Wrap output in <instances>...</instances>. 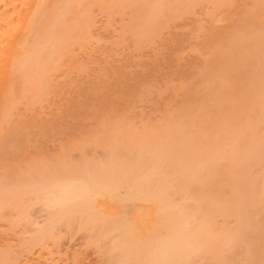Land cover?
I'll use <instances>...</instances> for the list:
<instances>
[{
  "label": "rangeland",
  "instance_id": "obj_1",
  "mask_svg": "<svg viewBox=\"0 0 264 264\" xmlns=\"http://www.w3.org/2000/svg\"><path fill=\"white\" fill-rule=\"evenodd\" d=\"M140 1V2H139ZM192 0H190V1H188V3L189 2H191ZM194 1V0H193ZM208 1H209V3H208ZM220 2H219V4H217L218 6H220V4H222L221 6L222 7H218L217 5L215 6H213V3H214V1L212 0H199V2H198V0L197 1H194V2H192V3H189L187 6L189 7H187L186 9H185V7H186V5H184L183 7H182V5L181 4H179L180 5V8L182 9V8H184L185 10H181V9H179V7H178V5H177V8L178 9H176L175 8V6H173V5H176V4H172L171 6H170V10H165L167 13H169V14H166L167 16L168 15H170V13H172V15H174V17L171 15V17L170 16H168V18L165 16V18L166 19H168L167 21H169V22H167V24H162L161 25V23H162V21H165L166 19H164V15L165 14H161V18H162V21L160 22L159 21V26H160V29H161V27H162V31L160 30V29H158V32H156V33H159V35L157 34H155V36L154 35H152L153 37H150V35L149 36H147V34H149V32H150V30L153 28L154 29V27H156L157 26V24H156V26H154V27H152V28H150V25H148V24H146L147 23V21H145V18L144 17H142V18H144V20H139V18H141V16H140V14H142L143 16H144V14L146 13V11H144V9H143V7H138V5L136 6L135 4H141V0H137V2L135 1V0H126V4H125V7H123L125 10H124V12H123V10H117L116 12H114V10L112 9V12H111V9L109 10L108 9V11H110V12H108L107 13V11L104 13V12H102V9H100V8H98L97 6H91L90 8H91V10H90V8H88V11H87V13H89V15H88V17H89V20H91V21H89L88 23L90 24V25H87L86 24V22H84L83 21V23H82V25L83 26H90V27H84V29H86L85 31H86V33L88 34V35H90V36H88V35H84V37H81V35H82V33H85L84 32V30H80L81 32H79V30L77 29L78 27H76V24H75V29H77V31L81 34H79V33H77L76 31V33H77V35L79 34L80 35V37H78L76 34H72V35H75V39L73 38V36L71 35H64L65 37L63 38L64 39V42L66 41L67 43H68V41H70V40H72V38H73V40H77L78 38H80V43L82 44L83 43V45H76V42H74L73 40H72V42H70L69 44H67V45H72V44H75V45H72V47H69V48H67V50L65 51V49H66V47H67V45L64 43V45L66 46H64L65 47V49L63 48V50H64V52H65V55H66V53H68L67 51H69L68 49H71V51H69V53L71 52V56L73 57V58H71V60H77V61H79L78 63H79V65L81 66V64H82V66L81 67H83V65H84V67L85 68H87L88 69V72H86V75L88 76H86V75H83L84 73H80V71H79V73H80V75H82V76H78V74L76 75V73H78V72H74L71 76H73L72 78H70V79H74V75L75 76H77V77H79L78 79V81L76 80V81H74V82H79V84L77 85L78 87H79V85L81 84V86L83 85L84 87L86 86V87H88L87 89H89V91H87L89 94L91 93V94H93V95H89L90 97H86V99L85 98H83L84 96H81V97H74V93L70 96L68 93V95L70 96V97H66V94H65V97L63 98V97H59V94H61L62 95V93L65 91V93L67 92L65 89H67V88H65V87H67V86H69L70 84H71V82H69V83H67V86H65L66 84H63V87L64 88H62V90H63V92H62V90H61V92L59 93V92H56V94L58 95V97L56 96H53L52 97V95H48V93H53V92H55L56 90V88L55 89H53V88H50V89H48L47 91H50V92H47L46 94L47 95H45V96H47V97H44L43 99V101L42 102H40V101H37L38 103H34V104H31L32 102H30V99L28 100V103H29V105H27L28 103H25V106H26V109H27V107H28V109L25 111V107H23L22 105L24 104V103H21L22 105L20 106L19 104H20V102H18V108L20 107V111H21V113H23V111H24V113L26 112V115H28L29 113H33L32 111V108H30V107H33L34 106V112H36V113H38L39 111H41L40 113H38V114H35V113H33V114H35V115H32L31 114V116L30 117H34V118H36L37 116L40 118V115H44V117H43V115H42V117L45 119V118H47L48 119V121H50V123H52L51 121H53L52 119L55 117V118H58V119H56V121L54 120V122H59V123H55V127L56 128H53L52 126H50V125H52V124H46L47 126H48V129H50V130H48L49 132H47L46 130H47V128H44L43 127V129L45 130V132H47V133H45L44 132V130H40V128L38 127L39 125H37V124H40L41 122H42V120H40V123H39V120L38 119H35L34 121H35V123L34 124H36V129L37 130H35L34 131V127H35V125H34V127L31 125L29 128H31V129H28V130H31V131H29L30 133H27L26 135V139H27V137L29 138L28 140H27V143H28V149H30V151H29V155H31V158H32V160L30 161V162H32L33 161V163L35 162V161H37L38 159L39 160H41V159H43V160H41V163L44 165L45 163H46V161H47V163H46V165L48 166H46V165H44V170L43 169H41L42 171H40V170H36V168L34 167V169L36 170V174H35V171H34V169L31 167L30 169H29V171H28V173H27V171H26V173H25V168L24 169H22V171H17L14 167H12L13 165H11V162H10V165H8L9 163L8 162H6L5 164H1L2 166L0 167V198H1V201H3L0 205H3V207H4V205H6L5 207L8 209V201L10 200V197H9V200H7V196L9 195H12V194H14L15 193V196H18V197H22V196H24L25 195V193H26V191L27 192H29L28 194L29 195H25L24 196V198H22V199H19V201L21 200H23V199H25L24 201L25 202H21L20 201V203L21 204H24V205H22V206H19L20 205V203H19V207L17 206V204L16 203H18V202H16V203H14V204H16V206L18 207H12L13 209H20V213H17V214H15V213H13L12 212V209H8V210H11V212L14 214H12L10 211H8L5 207V209H4V212H2V214H4V213H6L7 211L8 212H10V214L7 212L6 213V215H3V217H1L2 219H0V222L1 221H3V220H5V219H7V216L9 217L10 215V217H12L14 220V222L11 220L12 218H9V220H8V223H12V224H14V223H16L15 225H16V227L18 226V228H17V230L14 228L15 227V225H10L11 226V228H12V230H8L9 228H10V226L6 223V225H4L5 226V229H6V227H8V231L9 232H11L12 231V235H13V237H14V235H15V237H14V239L15 238H17V239H15V246H16V248H18V249H20V251H22L23 252V250H24V247H25V249H27V250H24L25 252L27 251V252H29V254L31 255L30 257L32 258V257H34L33 258V260L35 261V262H39L40 264H45L46 262H48L47 264H112V263H114V264H132V262L130 263V261H132V260H134L136 257H138L139 256V258L138 259H140L139 261H143V263L144 264H146V263H153V259H154V255H155V252H156V249H155V247L154 246H156V245H158V241H159V239H162V236L161 235H163V238L164 239H167V238H169L168 237V235L170 236V234H172V231L170 232V233H168L167 234V231H168V229H169V227H163V225L165 226V224L166 225H168V224H171V221L173 222V218H172V214H173V212L175 211V213L173 214V216H174V222L175 223H177V224H179L178 225V227L177 228H179L178 229V231L180 230V228L182 229V226H183V224H184V226L185 227H183V228H187V223L185 222L186 220H189L188 218V215H189V213L191 214V208H192V206H190L189 204V201H188V203H187V201L186 200H189V198H190V194L189 193H191V192H194V191H192V189H194V187H196L195 185L191 188V187H189V186H192V185H189V183H191V181H190V179H186V177H191V175L190 176H187L190 172L192 173V174H194L193 172H192V170L190 169V171L188 172V173H185L184 175H186V176H184L185 177V179H186V181H185V179H184V177H183V174L181 175V174H179V173H181V171H180V167L182 168V166H184V169L186 170V168L187 169H189V165L190 166H192V163L193 164H195L196 162V160H197V165L200 163V161H201V163H202V160H200L199 162H198V159L196 158V160L194 161V160H192L193 159V157L192 156H194L195 154L194 153H196V152H194L195 151V149H196V147L197 148H199L198 146L200 145V143H199V145H196L195 147H194V145H195V143L194 142H200L199 140H201V137H200V139L198 140V141H196V138H199V137H194L193 138V133H191V132H194V133H199L198 131H200V126L201 125H203L202 126V128L203 129H206L208 126H207V124L209 123L211 126L210 127H208L207 128V130H206V133L208 132V134L210 133H213L214 131H216V133H217V130H219V132L217 133V134H219L220 133V135H221V131L220 130H224V127H225V131L227 130L229 133H230V130L232 131V130H234V131H236L237 130V132L239 131V133H240V135H239V133H237V136H236V133L234 134L233 132H232V134L233 135H235V137H237L236 139H235V137L234 136H232V135H230V137L233 139H230V137H229V139H225L224 140V142H228V141H230V142H232V143H234L235 142V140L236 141H238L239 142V144H241V142H243L244 143V141H246L245 139L246 138H248V137H250V138H248L249 139V141H248V139H247V144L249 143V142H251L250 141V139H254V137L256 136V130L257 131H259L258 129H257V127H260V125L261 124H263L264 123V119H263V121H261V120H259L260 118H262L261 116L262 115H260L262 112H258V111H260L261 110V107H260V110H258V106L261 104V102L259 103V105H257V103H256V99H257V97L258 98H262V96H261V94H262V89L264 90V88H262V89H256V87H258V86H260L259 88H261L264 84L262 83V82H259V81H261V79H263L262 78V76H263V74H264V59L263 58H261V57H256L257 55L255 54V53H252V52H248L249 50H250V48L248 47L249 46V44H248V46H246V47H248V51H245V53H244V55L245 56H247L246 58H247V60H245L246 58H245V56H244V58H241V60H238V61H240L239 63H238V65L240 66L241 65V68L239 69V68H237L238 67V65L237 66H235V65H233V67H229V65H228V63H226L225 61L223 62V63H225L226 65H227V67H229L230 68V70L228 69V68H225L226 69V71L224 70V68L222 67L223 65V63L222 62H220L221 60H222V58H220V59H218L219 57H220V53H222L223 52V50L226 52V50H227V47L226 48H223L221 45H223V44H225L226 42H225V39H223V41H218V38H215L214 36H212V37H214V38H212L210 35L213 33L214 34V32L216 31H218L217 29L219 28V32H221L222 31V33H223V31H227V30H224V29H227V27L226 26H232V25H234V23L236 22V24L235 25H237V22L240 20V18L242 17V15H241V13H244V7H246L247 5H248V2H249V4L250 3H252V0H251V2H250V0H246V2L245 3H242L243 1H245V0H237V2L236 3H234V4H237L238 3V1H240V3H238L236 6L235 5H233V0L232 1H230V0H222L223 2H221V0H219ZM224 1L226 2V3H224ZM257 1V0H256ZM132 2V4H130ZM133 2H135V4L133 3ZM212 2V4L210 5V3ZM230 2H232V4H231V6L229 5L228 6V4L230 3ZM235 2V1H234ZM194 3V4H193ZM225 4V5H224ZM244 5V4H247V5H245V6H240V5ZM253 4V3H252ZM248 5V6H250V7H248L247 6V8H245L246 9V12L247 11H249L250 9L249 8H251L253 5H254V8L257 10V14L258 13H260V14H258V16L259 17H261V16H264V1L263 0H258L257 1V3L254 1V4L253 5ZM129 5H135L134 6V8H136L135 10H138L139 8H140V11H137L136 12V14H137V16L135 17L134 15H135V11H134V8H132V10H131V12L129 11L130 9H131V7L132 6H129ZM232 5L234 6V7H236V8H231L230 9V7H232ZM255 5H257V8H256V6ZM258 5L259 6H262V7H259L258 8ZM129 8H128V7ZM140 6H143L142 4L140 5ZM226 7L227 6V8L228 9H230V10H228L227 8H225L223 11H219V12H217L220 8H223V7ZM96 7V8H95ZM127 7V8H126ZM173 7H174V10H172L173 9ZM214 7H216V8H214ZM241 7V8H240ZM94 8H95V10H94ZM217 8H219L218 10H216ZM239 8V9H238ZM253 8V7H252ZM253 8V12L254 13H256V10ZM93 9V10H92ZM191 9V10H190ZM236 9V10H235ZM241 9V10H240ZM258 9H260V11H258ZM97 10H100V11H97ZM115 10H116V8H115ZM171 10H172V12H171ZM178 10V11H177ZM179 10H181V11H179ZM215 10H216V12H217V14L218 13H220L219 15H220V17H217V16H219V15H216V12H215ZM226 10H228V13H227V11ZM235 10V11H234ZM93 11V12H92ZM104 11V10H103ZM119 11H122V13L121 12H119ZM125 11H126V13L127 14H125ZM127 11H129V12H127ZM165 11H163L162 13H164ZM168 11H170V12H168ZM177 11V12H176ZM189 13H188V12ZM225 11V12H224ZM234 11V12H233ZM239 11V12H238ZM118 12V13H117ZM133 12H134V14H133ZM185 12V13H184ZM121 13V14H120ZM175 13H176V15H175ZM225 13V15L226 16H224V15H222V17H221V14H224ZM231 13H233L232 15H233V18L231 17L232 15H231ZM253 13V14H254ZM106 14V15H105ZM108 14V15H107ZM124 14V15H123ZM252 14V15H253ZM74 15V14H73ZM72 15V16H73ZM120 15V16H119ZM251 15V17L253 18V19H251V20H253V26H255L254 25V21L256 20H259V19H254V15L252 16ZM75 16V15H74ZM74 16H73V19H74ZM90 16H92V17H90ZM123 16V17H122ZM133 16V17H132ZM138 16H140L139 18H138ZM229 16V17H228ZM257 15L255 16L256 18H259ZM88 17H86V19L88 18ZM134 17L137 19V21H139V22H136V19L134 20ZM147 17V16H146ZM169 17H170V19H172L171 21H170V19H169ZM173 17V18H172ZM176 17V18H175ZM215 17H217V18H215ZM223 17H224V21H221V20H223ZM91 18V19H90ZM129 18V19H128ZM131 18V19H130ZM141 18V19H142ZM226 18H228V19H226ZM230 18V19H229ZM262 18V17H261ZM221 19V20H220ZM88 20V19H87ZM134 20V21H133ZM160 20V19H159ZM216 20V21H215ZM232 20V21H231ZM264 20V19H263ZM263 20L262 19H260L259 21H261V22H263ZM80 21V20H79ZM215 21V22H214ZM226 21V22H225ZM227 21H229L228 23L230 24H226L227 23ZM234 21V22H233ZM259 21H257V22H259ZM71 22V21H70ZM75 22H77V21H75L74 20V22L73 23H75ZM81 22V21H80ZM141 22H143V23H141ZM166 22V21H165ZM233 22V24H231ZM261 22H259V24L261 23ZM85 23V24H84ZM137 25H136V24ZM251 23V22H250ZM80 25H81V23H79ZM144 25V27H143V25ZM252 24H250L249 25V27H251V25ZM78 25V24H77ZM82 25H81V27H80V29H82ZM133 25V26H132ZM261 25H263V26H261ZM126 26V27H125ZM130 26V27H129ZM202 26V27H201ZM213 26H215V27H213ZM256 26L257 27H255L254 28V30H252V29H249V27H248V29L250 30V31H254V33L256 34V35H259L258 37H260V40H262V39H264L263 38V34H264V29L262 30L261 29V27L262 28H264V24H260V26L258 25V23L256 24ZM131 29V27H133L131 30H129V28ZM134 27H136V29H134ZM140 27V29H138ZM146 27V28H145ZM204 27V28H203ZM222 27V28H221ZM226 27V28H225ZM228 27V28H229ZM144 28L145 29H147L148 28V30H149V32L147 31V32H145L144 31ZM201 28V29H200ZM203 28V29H202ZM74 29V30H75ZM156 29V28H155ZM154 29V30H155ZM199 29V30H198ZM212 29V30H211ZM222 29V30H221ZM87 30H89V31H87ZM128 30V31H127ZM153 30V31H154ZM237 29H235V31H236ZM118 31H120L119 32V34H117L118 33ZM134 31V32H133ZM141 32V33H138V32ZM197 31H199V32H197ZM203 31V32H202ZM205 31V32H204ZM210 31V32H209ZM229 31V30H228ZM239 31V30H238ZM75 32H73V33H75ZM125 32H127V33H125ZM131 33V35H130V33ZM134 34H133V33ZM137 32V33H136ZM147 33L146 35H145V33ZM155 32V31H154ZM154 32H152V33H154ZM207 32H209L208 34H207ZM231 32H232V30H231ZM248 32V31H247ZM151 33V32H150ZM120 34H122V37H121V35ZM137 34V35H136ZM144 34V35H143ZM212 34V35H213ZM255 34H250V35H255ZM120 35V36H119ZM132 35H134V36H132ZM200 35V36H199ZM201 35H202V37H201ZM262 36V39H261V36ZM86 36V37H85ZM88 36V37H87ZM116 36V37H115ZM139 36H140V39H139ZM158 36V37H157ZM203 36H204V38H203ZM208 36V37H207ZM210 36V37H209ZM72 37V38H71ZM144 37V38H143ZM146 37V38H145ZM147 37H150V38H153V40L151 39V41H150V38H148L149 39V41H146L145 39H147ZM156 37V38H155ZM254 37V39L257 37V36H252V37H250V38H253ZM258 37H257V39H258ZM71 38V39H70ZM77 38V39H76ZM81 38H82V40H81ZM86 38H88L87 40H86ZM117 38H119L120 40H119V42L118 41H115V40H117ZM135 38V39H134ZM138 38V39H137ZM205 39V41L204 40H201V39ZM83 39H85V40H83ZM139 40V42H135L134 43V41L135 40ZM147 39V40H148ZM212 39H214L215 40V44H217L218 42H219V44H217V46L219 45L220 47L217 49V47H216V45H214L213 47H212V45L209 43V40H211L210 42L211 43H213V41L214 40H212ZM217 39V40H216ZM220 39V38H219ZM254 39H252L251 41H253ZM141 40H145L146 42H143V43H141L142 41ZM222 40V39H221ZM260 40H259V42H260ZM203 41V42H202ZM216 41H217V43H216ZM256 40H254V42H255ZM77 42H78V40H77ZM223 42V43H222ZM225 42V43H224ZM72 43V44H71ZM203 43V44H202ZM205 43V44H204ZM207 43H209L208 45H207ZM220 43H222V44H220ZM249 43V42H248ZM251 43V42H250ZM255 43H258V40H257V42H255ZM262 44H264V42H261ZM139 44V45H138ZM247 44V43H246ZM202 45V46H201ZM204 45V46H203ZM209 46L208 48L212 51V53H211V51L209 50V49H207V46ZM251 45V44H250ZM260 45V44H259ZM259 45H257L256 47H260ZM210 46H211V48H210ZM224 46V45H223ZM226 46V45H225ZM228 46H230V45H228ZM199 47H200V49H199ZM204 47V48H203ZM215 47V48H214ZM236 48H238L239 46H235ZM245 47V46H244ZM251 47H253V46H251ZM203 48V49H202ZM221 48H223L222 50H219V49H221ZM232 48V46H230L229 47V49H231ZM236 48H235V51H236ZM241 48V47H240ZM239 48V49H240ZM243 48V47H242ZM254 48V47H253ZM252 48V49H253ZM260 48H262V47H260ZM204 49H206V50H204ZM213 49L215 50H218V51H220L219 52V57L217 56V57H215L216 55H214V54H216V51H213ZM229 49H228V51H229ZM244 49V48H243ZM247 49V48H246ZM63 50H62V52H63ZM195 50H196V52H195ZM198 50V51H197ZM233 50V49H232ZM253 50H255V49H253ZM207 51V52H206ZM209 51V52H208ZM217 51V52H218ZM228 51H227V53H228ZM231 51V50H230ZM261 51H263V49L261 50ZM62 52H61V54H62ZM201 52V53H200ZM205 52H206V54H205ZM224 52V53H225ZM239 52V51H238ZM242 51H240V53H241ZM244 52V51H243ZM242 52V53H243ZM255 52V51H254ZM264 52V51H263ZM262 52V53H263ZM199 53H200V56H199ZM209 54V56H210V60H209V58H207L209 61H206L207 62V64H208V62H209V64H208V66H206L205 64H204V62L202 61V59L204 60V58H206V56ZM240 53H238V55L240 56V55H242V54H240ZM246 53H247V55H246ZM260 53V52H259ZM258 53V54H259ZM262 53H260V54H262ZM232 54V51L230 52V55L229 56H232L231 55ZM234 54V53H233ZM259 54V55H260ZM63 55L64 54H62L61 56L63 57ZM214 55V56H213ZM256 55V56H255ZM177 56V57H176ZM263 57H264V55H262ZM61 57V58H62ZM67 57H69V54H67ZM228 57V56H227ZM237 57V56H236ZM242 57V56H241ZM252 59V61H254L253 62V65H250V67H249V64H252V61L250 60V58ZM64 58L66 59V57L64 56ZM178 58V59H177ZM181 58H182V61H181ZM215 58H217V59H214ZM232 57H230V59H229V61H231L232 59H231ZM65 59H62L63 61H65ZM236 59V58H235ZM238 59V58H237ZM243 59H244V61H243ZM248 59L251 61V63H247L248 64V66H247V64H246V62L248 61ZM67 60H69V58H67ZM74 60V61H75ZM178 60V61H177ZM220 60V61H219ZM219 61V62H218ZM228 61V62H229ZM236 61V60H235ZM243 61V62H242ZM202 62H203V64L206 66V67H209V70H208V68H207V70L206 69H204L203 70V68H204V66H203V64H202ZM214 62V63H213ZM215 62L217 63V64H215ZM255 62H257L256 64L258 65H254L255 64ZM220 64V66H219V64ZM222 63V64H221ZM232 63H235L234 61L232 62ZM236 63V64H237ZM243 65H242V64ZM259 63V64H258ZM196 64V65H195ZM215 64V65H214ZM262 65V67H260ZM236 68H235V67ZM247 66V67H246ZM251 66L254 68H252V70H251ZM189 67V68H188ZM201 67H203V68H201ZM215 67H217V68H215ZM222 67V68H221ZM224 67H226L225 65H224ZM246 67V68H245ZM250 68V71H249V68ZM258 67H260V69L262 68V71L260 70L259 71V69H258ZM84 68V69H85ZM191 68V70H189ZM202 69V70H200V69ZM222 69V74L220 73V71H221V69ZM233 68H235V69H237V70H235V69H233ZM243 68H244V70L245 71H243ZM82 68H80V70H81ZM92 69H93V71H92ZM195 69H197L198 71L200 70V72H198L197 70H195ZM218 69H220V71L218 70ZM258 69V70H257ZM83 70V69H82ZM86 70V69H85ZM207 72H206V71ZM223 70H224V74H223ZM238 70H241V71H238ZM248 70V71H247ZM173 73H172V72ZM187 71V72H186ZM189 71V72H188ZM192 71H194V73L192 72ZM214 71V72H213ZM228 71L230 72V73H228ZM243 71V72H242ZM143 72V73H142ZM186 72V73H185ZM218 72H219V75H221V76H219L218 75ZM138 73V74H137ZM185 75H184V74ZM202 73V74H201ZM204 73H206V74H204ZM211 73H213L212 74V76H215L214 78L216 79V77H217V79H216V81L213 79H211L210 81H212V82H210V84L211 85H213V86H211V87H208V85L210 86V84H208L209 83V78L210 77H212V76H207V75H209V74H211ZM228 73V74H227ZM90 74V75H89ZM147 74H148V76H147ZM187 74V75H186ZM191 74V75H190ZM196 74V75H195ZM199 74V75H198ZM227 74V75H226ZM241 74V75H240ZM94 75H95V77H94ZM101 75H102V79H101ZM136 77H135V76ZM139 75V76H138ZM171 77H170V76ZM224 75H226V76H229L227 79V81H226V76H224ZM234 75V76H233ZM239 75L241 76V77H239ZM84 76H86V78L84 77ZM118 76H119V78H118ZM121 76V77H120ZM145 76V77H144ZM152 76V77H151ZM195 76V77H194ZM203 76V77H202ZM218 76H219V78H218ZM224 76V77H223ZM237 76V77H236ZM259 76H260V78H259ZM77 77H75V78H77ZM84 79H83V78ZM127 77H129V78H127ZM139 77V78H138ZM143 77V78H142ZM147 77V78H146ZM200 77V78H199ZM209 77V78H208ZM231 77V78H230ZM236 79H235V78ZM92 78V79H91ZM97 78H99V80L97 79ZM131 78V79H130ZM132 78H133V80H132ZM135 78V79H134ZM138 80H137V79ZM149 78V79H148ZM169 78V79H168ZM180 78V79H179ZM187 78V79H186ZM206 78V79H205ZM225 78V79H224ZM85 79H86V82H87V80H88V82L90 83V86H89V83L87 84V85H84L83 83L85 82ZM117 79V80H116ZM139 79L141 80V81H143V80H145V79H147V81H146V84H144V83H142L143 84V88L145 87V90H142V89H140V87L139 86H141L140 84H137V82L139 81ZM152 79V80H151ZM182 79V80H181ZM239 79V80H238ZM242 79H244V80H242ZM254 79V80H253ZM260 79V80H259ZM53 80V79H52ZM62 80V79H61ZM82 80H84L83 81V83H82ZM90 80V81H89ZM121 80H123V81H125L124 82V84H123V81L121 82ZM128 80H131L130 82L128 81ZM134 80H136V82L134 81ZM151 80V81H150ZM233 80V81H232ZM242 80V81H241ZM253 80V81H252ZM71 81V80H70ZM81 81V82H80ZM91 81H92V83H93V81L95 82V84L93 83V84H91ZM121 83H120V82ZM198 81V82H197ZM208 81V82H207ZM234 81H237V82H234ZM241 81V82H240ZM245 81V82H244ZM248 81V82H247ZM251 81H252V83H251ZM64 83L66 82V81H63ZM99 82H102L101 83V85L99 84ZM109 82H110V84H109ZM136 83V84H134V83ZM225 82V83H224ZM227 82V83H226ZM127 83V84H126ZM131 83V84H130ZM133 83V84H132ZM200 83V84H199ZM205 83V84H204ZM215 83H216V85L218 84V83H220V85H222V86H220V88L219 87H217V86H215L216 87V89L214 88V85H215ZM222 83V84H221ZM223 83H224V85H223ZM231 83V84H230ZM238 83H239V85H238ZM245 83H247V84H245ZM262 85H261V84ZM86 84V83H85ZM103 84H104V86H103ZM107 84V85H106ZM109 84V85H108ZM120 84H122V85H120ZM242 84V85H241ZM243 84H244V86H243ZM248 84H250V85H248ZM75 85V84H74ZM94 86V89H95V91H92L91 89H92V86ZM113 85V86H112ZM126 85V86H125ZM129 85V86H128ZM139 85V86H138ZM177 85H180L181 86V88L178 90V91H176L175 90V87L177 86ZM194 85V86H193ZM204 85H207V86H204ZM228 85V86H227ZM236 86V87H234V86ZM71 86V85H70ZM76 85H75V88L77 87ZM107 86V87H106ZM109 86H110V89H109ZM118 86V87H117ZM122 86V87H121ZM186 86V87H185ZM190 86V87H189ZM219 86V85H218ZM237 86L239 87V88H237ZM77 87V88H78ZM85 87V88H86ZM89 87H91V88H89ZM104 87V88H103ZM122 89H121V88ZM132 87V88H131ZM192 87V88H191ZM194 87V88H193ZM204 87H206V88H204ZM208 87V88H207ZM244 89H243V88ZM249 87H251L252 88V90H251V88H249ZM73 87H69V90L71 89V90H73L72 89ZM74 88V90H76ZM80 88V87H79ZM83 88V87H82ZM79 89V91L81 90H83V89ZM96 88H98V89H96ZM128 88V89H127ZM149 88H150V90H149ZM189 88H191V89H189ZM213 88V89H212ZM222 88V89H221ZM226 88H228V89H226ZM237 88V89H236ZM93 89V90H94ZM117 89V90H116ZM147 89V90H146ZM193 89V90H192ZM219 89V90H218ZM68 90V89H67ZM73 90V91H74ZM123 90V91H122ZM135 90V91H134ZM137 90V91H136ZM141 90V92H143V94L144 95H142V97H140L141 96V93L139 92V91ZM174 90L176 91V92H174ZM183 90V91H182ZM192 90V91H191ZM213 90H215V91H213ZM224 90H225V92H224ZM228 90V91H227ZM240 92H239V91ZM250 90V91H249ZM261 91V92H259V93H261V94H259V96H258V94H257V97H255L254 95H256V91ZM60 91V90H59ZM73 91H69L70 93L71 92H73ZM78 91V90H77ZM80 91V92H81ZM91 91V92H90ZM97 91V92H96ZM147 93H146V92ZM197 91V92H196ZM217 91H219V92H221V93H219V92H217ZM238 91V92H237ZM254 91V92H253ZM75 92V91H74ZM82 92H84V90L82 91ZM115 94H113V93ZM116 92V93H115ZM124 92V93H123ZM139 92V93H138ZM184 92V93H183ZM197 94H196V93ZM51 93V94H52ZM77 93V95H79V92H76ZM88 93L86 94V92H85V94L86 95H88ZM95 93V94H94ZM97 93V94H96ZM137 93V94H136ZM159 93H160V95H159ZM172 93V94H171ZM174 93H176V95L174 94ZM227 95H226V94ZM55 94V95H56ZM83 95H85L84 93H82ZM82 94H80V95H82ZM99 94H101L100 96H99ZM217 94V95H216ZM220 94V95H219ZM225 94V95H224ZM76 95V96H77ZM104 95H107V96H104ZM170 95H172L171 97L172 98H170ZM221 95H224V96H222V97H220ZM51 96V97H50ZM62 96H64V95H62ZM73 96V97H72ZM95 96V97H94ZM99 96V97H98ZM139 96V97H138ZM220 97V99L218 100V98ZM254 96V97H253ZM72 97V98H71ZM176 97V98H175ZM184 97V98H183ZM187 97V98H186ZM224 97V98H223ZM244 99H243V98ZM59 98H62V99H59ZM80 98V99H79ZM169 98H170V100H169ZM175 98V99H174ZM241 98V99H240ZM253 98H255L254 100H253ZM25 99H27V97L25 98ZM70 99V100H69ZM72 99V100H71ZM79 101H78V100ZM188 99V100H187ZM195 99V100H194ZM216 99V100H215ZM229 99H231V100H229ZM234 99V100H233ZM262 99H264V97L262 98ZM42 100V99H41ZM55 100V101H54ZM63 100V101H62ZM192 100V101H191ZM218 100V101H217ZM240 100V101H239ZM259 100H261V99H259ZM259 100H257V102H259ZM20 101H22V100H20ZM27 100H23V102H26ZM80 101H82L80 104H77L76 105V102L77 103H79ZM85 101V102H84ZM227 101V102H226ZM231 101V102H230ZM237 101V102H236ZM264 101V100H263ZM44 102V103H43ZM84 102V103H83ZM203 102V103H202ZM213 102H216V103H213ZM222 102H223V104H222ZM225 102V103H224ZM239 102H240V104H239ZM245 102V103H244ZM248 102V103H247ZM42 105H41V104ZM48 103V104H47ZM180 103V104H179ZM198 103V104H197ZM206 103V104H205ZM209 103H212V105L210 104L209 105ZM217 103H219V104H217ZM226 103L228 104V105H226ZM253 103V104H252ZM54 104V105H53ZM183 104H185V105H183ZM191 104V105H190ZM243 104V105H242ZM246 104V105H245ZM257 105V107H256V105ZM263 104H264V102H263ZM33 105V106H32ZM47 105V106H46ZM50 105V106H49ZM60 105V106H59ZM70 107H69V106ZM179 105V106H178ZM187 105V106H186ZM207 105H208V107H207ZM216 106V105H218V106H216L215 108H213L214 106ZM222 105V106H221ZM230 105V106H229ZM249 105V106H248ZM36 106V107H35ZM38 106H39V108H38ZM58 106V107H57ZM82 106V107H81ZM191 106V107H190ZM199 106V107H198ZM200 106H201V109H198V108H200ZM203 106L205 107V108H203ZM224 106V108H222ZM226 106H227V109H226ZM236 106V107H235ZM252 106H254V107H252ZM23 107V108H22ZM50 107V108H49ZM58 109H57V108ZM60 107V108H59ZM173 107V108H172ZM178 107V108H177ZM182 107V108H181ZM198 107V108H197ZM21 108H22V110H21ZM36 108H38V109H36ZM57 110H56V109ZM69 108V109H68ZM85 108V109H84ZM95 108V109H94ZM170 108V109H169ZM179 108H181V109H179ZM248 108V109H247ZM256 108V109H255ZM24 109V110H23ZM31 110V112H30V110ZM54 109V110H53ZM80 111H79V110ZM82 109V110H81ZM214 109H215V111H214ZM225 109V110H224ZM250 109H253V110H250ZM39 110V111H38ZM60 110V112L62 111V113H59L58 111ZM63 110H65L66 111V113L63 111ZM173 110V111H172ZM175 110V111H174ZM179 110V111H178ZM203 111L202 113L201 112H199V111ZM51 111H56V112H54V113H52ZM95 111V112H94ZM109 111V112H108ZM115 111H116V113H119V114H116L115 113ZM196 111V112H195ZM198 111V112H197ZM206 111V112H205ZM257 111V112H256ZM44 112V113H43ZM83 112V113H82ZM115 114H114V113ZM172 112H173V114H172ZM217 112V113H216ZM256 112V113H255ZM28 113V114H27ZM55 113H57V115H55ZM63 113H65V115L63 114ZM98 113V114H97ZM108 113V114H107ZM177 113V114H176ZM184 113V114H183ZM195 113V114H194ZM203 114L205 117H204V119L205 120H203L201 117H203L201 114ZM206 113V114H205ZM212 113H216V114H212ZM227 113V114H226ZM242 113V114H241ZM258 113V114H257ZM54 114V115H53ZM60 114H61V117H59L60 116ZM62 114H63V116H62ZM69 114V115H68ZM74 116H73V115ZM112 114H114V115H116L117 117H118V115H120V117L119 118H116V120L114 119V121H113V119H111V115ZM125 114V115H124ZM171 114V115H170ZM187 114V115H186ZM198 114V115H197ZM199 114H200V117H198L199 116ZM209 114H211V115H209ZM217 114H218V116H217ZM223 114V115H222ZM239 114V115H238ZM241 114V115H240ZM257 114L258 116H255V115ZM45 115H46V117H45ZM68 115V116H67ZM107 115V116H106ZM109 115H110V118H109V120H108V117H109ZM234 115V116H233ZM250 115V116H249ZM252 115H254V116H252ZM28 116V117H29ZM50 116H54L53 118L52 117H50ZM57 116V117H56ZM65 116V117H64ZM170 116H172V118L170 117ZM174 116H175V118H174ZM181 116V117H180ZM209 116H210V118H211V120H210V118H209ZM213 116V117H212ZM217 116V117H216ZM226 116H228V117H226ZM264 116V115H263ZM37 117V118H38ZM49 117V118H48ZM63 117V118H62ZM183 117V118H182ZM185 117V118H184ZM231 117V118H230ZM239 117V118H238ZM253 117H256V118H253ZM52 118V119H51ZM60 118V119H59ZM112 118H115V116H112ZM180 118H182V119H180ZM197 118H198V120H199V122L196 124L195 122H197ZM232 118H233V120H232ZM247 118L249 119V120H253L252 122H254L255 120V122L254 123H250L251 121H249V120H247ZM251 118H253V119H251ZM264 118V117H263ZM41 119V118H40ZM46 119V120H47ZM165 119H166V121H165ZM189 119V120H188ZM222 120V122H220L221 120ZM228 119H230L231 121H233L232 123H231V121L230 120H228ZM46 120H44V121H46ZM58 120V121H57ZM108 120V121H107ZM112 120V121H111ZM126 122H125V121ZM175 120V121H174ZM195 120V121H194ZM209 122H208V121ZM217 120H219V121H217ZM37 121V122H36ZM64 121V122H63ZM102 121V122H101ZM105 121H107V122H110V123H112L111 125L114 127V129L116 128L115 126H117L118 125V127H117V132L116 131H111L112 129H111V126L109 125L110 123H107L106 122V124H108L109 126H106V124H105ZM123 121V122H122ZM162 121H163V124H162ZM165 121V122H164ZM168 121V122H167ZM189 121V122H188ZM212 121V122H211ZM224 121H226L225 123H224V125H223V122ZM227 121H229L230 122V124L228 125V122ZM96 122H97V124H96ZM113 122H115V123H113ZM119 122H120V124H119ZM171 122V123H170ZM180 122H182V123H180ZM186 122V123H185ZM191 122V123H190ZM258 122H260V123H258ZM43 123V122H42ZM101 123H103V125L105 126H103V125H101L100 124V129H102V130H100L99 129V124ZM123 123V124H122ZM124 123H126V124H124ZM149 123V124H148ZM166 123V124H165ZM200 123V124H199ZM204 123V124H203ZM206 123V124H205ZM235 123V124H234ZM250 123V124H249ZM57 124V125H56ZM59 124V125H58ZM60 124H62V126H60ZM117 124V125H116ZM133 124V125H132ZM172 124V125H171ZM198 124H199V126H198ZM208 124V125H209ZM245 124H247L246 126H248V128H247V130L245 129L246 127H245ZM255 124V125H254ZM260 124V125H259ZM120 125V126H119ZM123 125V126H122ZM160 125H162V126H160ZM165 125H167V126H165ZM183 125V126H182ZM194 125H196V126H198V127H196V126H194ZM227 125V126H226ZM252 126V127H250L249 128V126ZM58 126V127H57ZM97 126V127H96ZM103 126V128H101ZM154 126V127H153ZM181 126V127H180ZM194 126V127H193ZM223 127V128H221V127ZM257 126V127H256ZM46 127V126H45ZM49 127H51V128H49ZM62 127V128H61ZM107 127V128H106ZM123 127H125V128H131V129H129V130H131V131H135L134 133L136 134V133H140L141 134V132L140 131H142L143 132V130H145L144 128L145 127H147V128H149L147 131L148 132H146L144 135L145 136H143V137H145V141H147V144H149V145H146L145 143L143 144H139V143H141V142H139V141H137V142H139V143H137V144H131V142H132V137H130V136H127V135H125V134H123L122 133V129H123ZM160 127V128H159ZM195 127H196V129L198 130H196L195 129ZM206 127V128H205ZM220 127V128H219ZM228 127H230V128H232V129H230V128H228ZM41 128H42V126H41ZM53 128V129H52ZM58 128H60V129H58ZM106 128V129H105ZM119 128V129H118ZM153 128H155L154 129V131H153ZM167 130V132L165 133V134H163V132L165 131V129ZM173 128V129H172ZM177 128H178V130H177ZM200 128V129H199ZM238 128V129H237ZM240 128V129H239ZM108 129H110L109 131H108ZM143 129V130H142ZM157 129V130H156ZM160 131H159V130ZM164 129V130H163ZM169 129V130H168ZM189 129V130H188ZM213 129H214V131H213ZM245 130V131H248V132H250V130L252 129V131L250 132V133H248V132H246V133H243V132H240L241 130ZM256 129V130H255ZM261 130H262V128H260ZM40 132H39V131ZM56 130H58V131H56ZM62 130V131H61ZM72 130V131H71ZM138 130V131H137ZM243 130V131H244ZM37 131V132H36ZM106 131V132H105ZM119 131V132H118ZM121 131V132H120ZM137 131V132H136ZM176 131V132H175ZM195 131H197V132H195ZM201 131H205V130H202L201 129ZM211 131V132H210ZM213 131V132H212ZM225 131H223L222 133H225ZM244 131V132H245ZM262 131H264V125H263V130ZM35 132V133H34ZM40 134H39V133ZM43 132V133H42ZM51 132L53 133V134H51ZM91 132V133H90ZM96 132V133H95ZM107 132H111V133H120V135H121V137L122 138H120V143L118 142V144H120V146H121V148L120 147H117V148H115V150L116 151H118V152H116L115 150H114V155H113V153H112V151H111V153H110V151H109V149H107V150H102V149H106V147L108 148V146L110 147V145H107L108 143H106V147H103V143L104 142H110L109 141V139H104V135L107 133ZM155 132H156V134H155ZM161 134V137H160V134ZM169 132V133H168ZM228 132H226L225 134L226 135H228L229 136V134H227ZM255 132V133H254ZM32 133H33V135L35 136V137H38V138H34V139H32V136H30V135H32ZM38 133V134H37ZM50 133V134H49ZM57 133V134H56ZM85 133H88V134H86L85 135ZM100 133V134H99ZM102 133L104 134L103 136H102ZM115 133V134H116ZM138 133V134H139ZM159 135H158V134ZM175 133V134H174ZM185 133V134H184ZM187 133V134H186ZM216 133H214L213 134V137L214 136H217L216 135ZM242 133L243 134H245V136L244 135H242ZM46 135V137L44 136V135ZM64 134V135H63ZM75 134H77V135H75ZM80 135V137H78L79 135ZM83 134V135H82ZM96 134V135H95ZM123 134V135H122ZM139 134V135H140ZM168 136H167V135ZM180 135V138H178L179 136L178 135ZM202 134V133H201ZM205 134V133H204ZM207 134V135H208ZM231 134V133H230ZM251 134V135H250ZM43 135V137H41ZM48 135V136H47ZM57 135V136H56ZM63 135V136H62ZM66 135V136H65ZM72 135H74V136H72ZM91 136L90 138H86V136L87 137H89V136ZM117 136L116 137H118V135L119 134H116ZM137 135V134H136ZM150 135V136H149ZM165 135V136H164ZM178 137H177V136ZM195 135V134H194ZM206 135V134H205ZM226 135H224L225 137H226ZM241 137H244V138H238L239 136ZM252 135H255L254 137L252 136ZM53 136V137H52ZM61 136V137H60ZM76 136L78 137V138H76ZM97 136H102L101 138L103 139V140H105V141H103L102 139H99L100 137H97ZM159 136V137H158ZM163 136V137H162ZM228 136H227V138H228ZM31 137V138H30ZM51 137V138H50ZM71 137V138H70ZM125 137V138H124ZM137 137V136H136ZM149 137H151V139L149 138ZM166 137V138H165ZM173 137H175V138H173ZM186 137H188V138H186ZM190 137H191V139L192 140H190ZM207 137V136H206ZM205 137V138H206ZM63 138H64V140H63ZM72 138H75V139H77V141H82L83 142V140H88L89 142H87V141H85V143L87 142V143H89V144H87L86 146H84L85 147V149H84V147H82L83 146V143L81 144L82 146H81V148H80V146L78 147V148H80V151H79V149H77L76 147V145L74 146V143H72L73 142V140L74 139H72ZM84 138V139H83ZM98 138V140H99V143H98V140L96 141V139ZM124 138V139H123ZM184 138L185 139H187V140H184ZM211 138V137H210ZM215 138V137H214ZM218 138V137H217ZM30 139H32L31 140V145L29 144V140ZM43 141V142H39V141H41V140ZM57 139V140H56ZM82 139V140H81ZM91 139H93V140H91ZM128 141H127V140ZM169 139V140H168ZM179 139H180V141H183V142H180L179 141ZM183 139V140H182ZM223 139H224V137L222 136V139H221V136H220V138H219V142L222 140V142H218L219 144V146H221V145H223L222 143H224L223 142ZM238 139H240V141L238 140ZM241 139H243V141L241 140ZM25 140V139H24ZM61 140V141H60ZM68 140V141H67ZM71 142H70V141ZM144 139H142V141H143ZM156 140H157V142H156ZM159 140V141H158ZM165 140V141H164ZM171 140V141H170ZM227 140V141H226ZM29 141V142H28ZM34 141V142H33ZM37 143H36V142ZM76 140H74V142H75ZM91 141V142H90ZM103 141V142H102ZM131 141V142H130ZM162 141L164 142V144H162ZM174 141H175V143H174ZM177 141V142H176ZM191 141V142H190ZM193 141V142H192ZM202 141H204V140H201V142ZM98 143V144H100L99 146H100V148H98V145L96 146H93L94 144L93 143ZM127 142H129L128 144L130 145V147H131V145H133L131 148H129L128 149V151H127V147L125 148V146H127ZM166 142V143H165ZM172 142H173V144H172ZM186 142V143H185ZM188 142H190V143H188ZM24 143H25V141H24ZM24 143L22 144V145H24ZM34 143V144H33ZM43 143V144H42ZM63 143V144H62ZM66 143H67V145H66ZM78 143H81V142H77V144ZM84 143V144H85ZM115 143V142H114ZM123 143H125V146H123L124 148H125V150L124 149H122L123 147H122V145H123ZM133 143H135V141L133 142ZM231 143V144H232ZM13 143H11V145H12ZM36 144V145H35ZM40 144V145H39ZM69 144V145H68ZM92 144V145H91ZM103 144V145H102ZM117 144V143H116ZM122 144V145H121ZM139 144V145H138ZM160 144V145H159ZM171 144V145H170ZM175 144H177V145H175ZM181 144V145H180ZM183 144V145H182ZM197 144V143H196ZM226 144H229V143H226ZM225 144V145H226ZM231 144H229L228 146H229V150H228V148H224L225 149V151L223 150V155H224V152H225V154L227 153V154H230L231 152H229V151H231L230 150V147H231ZM246 144V147L247 146H249V144L247 145ZM19 145V144H18ZM18 145H16L15 146V144H14V147H17ZM39 145V146H38ZM52 145V146H51ZM71 145H73V146H71ZM79 145V144H78ZM112 145V144H111ZM128 145V146H129ZM137 145V146H136ZM146 145V146H145ZM170 145V146H169ZM180 145V146H179ZM202 145V144H201ZM225 145H223L222 146V148L223 147H226ZM237 145V144H236ZM244 145V146H243ZM243 145H237L236 146V148L238 149V148H240V147H238V146H241V150H238V152H241L242 151V153L244 152L243 150V147H245V143L243 144ZM30 146H32L31 148H30ZM35 146L37 147V148H35ZM50 146V147H49ZM58 146H63L64 147V149H66V150H61L63 147H61V149L58 147ZM90 146V147H89ZM118 146V145H117ZM138 146H139V148H138ZM151 146V147H150ZM227 146V147H228ZM243 146V147H242ZM9 147H11V149H12V147L13 146H9ZM13 147V148H14ZM20 147V146H19ZM24 147H25V145H24ZM56 147V148H55ZM66 147V148H65ZM69 147V148H68ZM134 147H136V148H134ZM147 147V148H146ZM150 147V148H149ZM195 149H194V148ZM245 147V148H246ZM21 148V147H20ZM33 148V149H32ZM41 148V149H40ZM72 148H75V150L77 149V151H75L74 149L72 150ZM85 150V151H83V149ZM91 148V149H90ZM94 148V153H93V151H92V149ZM132 148H134V149H132ZM138 148V149H137ZM153 148V149H152ZM193 148V149H192ZM27 149V148H26ZM27 149V150H28ZM32 149V150H31ZM45 149V150H44ZM48 149H50V150H48ZM58 149V151L57 152H59L60 154H61V151L62 152H64V153H68V152H70L69 154H67L68 156H66V155H64V153H63V155H61L60 157H62L63 158V156H65V162L67 163V166H63L65 163H63L61 160H59L60 161V163H59V161H57L59 158H56V162L54 161V159L52 158L51 159V156L52 155H56V156H59L60 154L59 153H57V154H59V155H57L56 153H55V151ZM61 151H60V150ZM67 149H69V151L67 150ZM110 149H111V147H110ZM114 148L112 147V150H113ZM140 149V150H139ZM149 149V150H148ZM219 149H221L220 147H219ZM232 149H235L234 147L232 148ZM237 149L235 150V152L236 153H238L237 152ZM243 149V150H242ZM39 150H40V152H39ZM47 150V151H46ZM52 150V151H51ZM55 150V151H54ZM123 150V151H122ZM135 150V151H134ZM152 150V151H151ZM157 150V151H156ZM197 150H199V149H197ZM201 150V149H200ZM226 150L228 151V152H226ZM246 150V149H245ZM9 151V150H8ZM11 152H12V150H10ZM13 151H16L15 149L13 150ZM17 151H19V150H17ZM32 151V152H31ZM34 151V152H33ZM43 151H45V153L43 152ZM72 151V152H71ZM83 151V152H82ZM104 151V152H103ZM105 151H107V152H105ZM121 151H122V153H123V155H122V153H121ZM138 151H140V152H138ZM150 151V152H149ZM221 151H222V149H221ZM19 152H22V150L21 151H19ZM18 152V153H19ZM42 152V153H41ZM78 152H80V153H78ZM120 152V153H119ZM131 152H134V153H131ZM142 152V153H141ZM147 154H145V153ZM148 152V153H147ZM154 152V153H153ZM155 152H157L156 154H155ZM159 152V153H158ZM162 152H164V153H162ZM194 152V153H193ZM232 152H234V150L232 151ZM8 153V152H7ZM17 153V152H16ZM15 153V154H16ZM17 153V154H18ZM23 153V152H22ZM26 153L28 154V152L26 151V152H24L23 153V155L25 154L26 155ZM36 155H35V154ZM41 155H40V154ZM48 153H49V155H48ZM54 153V154H53ZM82 153V154H81ZM84 153H86V154H84ZM112 154L113 156H117L116 158V160H117V162L116 163H119V169H118V171L117 172H115V170H117V168L118 167H116L115 165V161H114V164H111L110 163V161L109 160H111V158H113V156L111 155V158H108V157H110V155H108V157H107V155L106 154ZM116 153V154H115ZM180 153V154H179ZM242 153H239V154H242ZM12 154V153H11ZM44 154H45V156H44ZM82 156H81V155ZM118 154V155H117ZM135 155V157H137V158H135L134 157V155ZM144 154V155H143ZM148 154H150V155H148ZM151 154H154V155H151ZM182 154H183V156H185V157H182ZM192 154V155H191ZM202 154V153H201ZM234 154V153H233ZM14 155V154H13ZM18 155H20V153L18 154ZM51 155V156H50ZM84 155V156H83ZM103 155L105 156V161H107V158H108V162L106 163H104L103 164V162H104V160H103ZM140 155H142V156H140ZM159 155V156H158ZM200 155V154H199ZM222 155V156H223ZM231 155H232V153L230 154V156L229 155H227L228 156V159H231V158H233L236 154H234V156L232 155V157H231ZM88 156V157H87ZM175 156H176V158H175ZM198 156V155H197ZM200 156H203V155H200ZM200 156H198V157H200ZM42 157V158H41ZM45 157L46 158H49V159H46L45 160ZM53 157V156H52ZM115 157H114V159H115ZM150 157V158H149ZM166 157H168L167 158V160H165L166 159ZM192 157V158H191ZM82 158V159H81ZM90 158V159H89ZM92 158H93V160H92ZM127 158V159H126ZM182 158V159H181ZM184 158V159H183ZM189 158H190V161H187V159L189 160ZM9 159V158H8ZM13 159V157L11 158V160ZM61 159V158H60ZM71 159L73 160V162L71 161ZM122 159V160H121ZM132 159V160H131ZM160 159V160H159ZM181 159V160H180ZM186 159V160H185ZM202 159V158H201ZM224 160H226L227 159V157L226 158H223ZM227 159V160H228ZM10 160V161H11ZM38 160V161H39ZM84 160V161H83ZM88 160H89V164H92L93 166V168L91 167V166H89L88 165ZM153 160V161H152ZM222 161V162H225V161ZM226 160V161H227ZM42 161H44V163L42 162ZM48 161H52V162H50L51 164H49V162ZM54 161V162H53ZM87 161V162H86ZM103 161V162H102ZM119 161V162H118ZM140 161V162H139ZM158 161V162H157ZM162 161V162H161ZM175 161H177V162H175ZM181 161V162H180ZM192 161V162H191ZM40 162V161H39ZM74 162H76V163H74ZM82 162V163H81ZM83 162H85V164L83 163ZM134 162V163H133ZM159 162H161V164L159 163ZM169 162V163H168ZM190 162H191V164H190ZM217 162V161H216ZM229 162V161H228ZM8 163V164H7ZM13 163V162H12ZM58 163V164H57ZM80 164L79 166H80V168H79V166H78V164ZM109 163V164H108ZM113 163V162H112ZM122 163V164H121ZM125 163V164H124ZM136 163V164H135ZM144 163V164H143ZM154 163V164H153ZM170 164V165H168V164ZM185 163V165H183ZM215 162H213V164H214ZM218 164H219V161L217 162ZM226 164H227V162H225ZM70 166H69V165ZM72 164V165H71ZM102 164V165H101ZM110 164L111 165H114V167H110ZM121 164V165H120ZM135 166H134V165ZM158 164V165H157ZM204 164V163H203ZM210 164V163H209ZM211 164H212V162H211ZM212 164V165H213ZM216 164V163H215ZM215 164H214V166H215ZM217 164V165H218ZM3 165H4V167H3ZM30 165L32 166V164L30 163ZM54 165V166H53ZM66 165V164H65ZM77 165V166H76ZM98 165H99V168L100 169H102L103 168V170H98ZM106 165H108V167L109 168H111L112 169V171L108 168V171H110V174L112 173V175H109V173H104V174H102V176H104L103 177V179L101 178L102 176L100 175L101 173H103L104 171H105V168H107L106 167ZM162 165V166H161ZM173 165H176V167L175 166H173ZM179 165H181V166H179ZM196 165V164H195ZM195 165H193V166H195ZM197 165L193 168V166H192V168L194 169L193 171H195V168L197 169ZM207 165V164H206ZM220 165H222L221 164V161H220ZM6 166V167H5ZM83 166H85V167H83ZM96 166V167H95ZM118 166V165H117ZM125 166V167H124ZM130 166V167H129ZM133 166H134V168H133ZM147 166V167H146ZM185 166H187L186 168H185ZM30 167V166H29ZM52 167V168H51ZM55 167V168H54ZM64 167H67V168H64ZM72 167V168H71ZM88 167V168H87ZM91 167V168H90ZM105 167V168H104ZM156 167V168H155ZM168 167V168H167ZM173 167H174V169H173ZM179 167V168H178ZM201 168L203 167V169H202V171H201V168H199L200 170L199 171H196V172H198V176H199V173H200V171L201 172H203V173H206V172H208V170H210L211 168H212V166H208L209 167V169L208 168H206V169H208V170H206V172H204V165H202V166H200ZM218 167V166H217ZM2 168V169H1ZM69 168V169H68ZM113 168H116L115 170H113ZM155 168V169H154ZM167 168V169H166ZM172 170H171V169ZM175 168H177V169H175ZM4 169V170H3ZM15 169V170H14ZM19 169V168H18ZM47 169V170H46ZM49 169V170H48ZM54 169V170H53ZM64 169V170H63ZM71 169V170H70ZM82 169V170H81ZM90 169V170H89ZM94 169V170H93ZM125 169V170H124ZM131 169V170H130ZM212 169H214V168H212ZM217 169V168H216ZM23 170H24V172H23ZM31 170H33L34 171V174H30V172H32ZM51 170H53V171H51ZM58 170H59V172H58ZM88 170H89V172H88ZM91 170H93V171H91ZM97 170V171H96ZM107 170V169H106ZM142 170V171H141ZM198 170V169H197ZM7 173H6V172ZM49 171H50V173H49ZM65 171V172H64ZM87 171V172H86ZM94 171H96V173H94ZM164 171V172H163ZM170 171V172H169ZM173 171H175V172H173ZM178 173H177V172ZM188 171V170H187ZM241 171V170H240ZM4 172V173H3ZM19 172H21V173H19ZM64 172V173H63ZM68 172V173H67ZM71 172V173H70ZM90 172H92V173H90ZM195 172V173H196ZM213 172H216V171H210V172H208L207 173V176L210 178L211 177V175H212V180L213 179H216L215 178V176L217 177V179H218V174H216V173H214V175L212 174ZM16 173V174H15ZM25 173V174H24ZM37 173H38V175H37ZM40 173H42L41 175H40ZM58 173V174H57ZM69 173H70V176L72 177V175H73V177H72V179L70 178L69 179ZM81 173V174H80ZM100 173V174H99ZM116 173L119 175L118 177H116ZM162 175H161V174ZM169 173V174H168ZM182 173H183V170H182ZM190 173V174H191ZM203 173H200V176H201V174H203ZM239 173V172H238ZM20 174V175H19ZM43 174L45 175V176H43ZM50 174V175H49ZM64 174L65 175H67V176H69V177H66V176H64ZM79 174H80V176H79ZM82 174H86L87 175V177L85 176V175H82ZM96 175V177L94 176V175ZM114 174H115V177H114ZM177 174V175H176ZM211 174V175H210ZM216 174V175H215ZM240 174L241 175H243V173H242V171L240 172ZM239 174V175H240ZM3 175H5V176H3ZM14 175H15V177H14ZM28 175V176H27ZM56 175H58V176H56ZM61 175H63L62 176V178H61V180L63 179V181H58L57 183H59V185H62V187L66 184V181L67 180H71V184H77V186L79 185V186H81V184H85V183H83V182H86V183H88L89 184V187L91 188H89V190H91L92 191V189L95 187V186H97V187H100L99 185H101V182H102V184H103V182L105 183V181H106V183H108L109 181H107V177H108V180H110V184H114L115 182L116 183H118L119 185H121V188H120V186L119 185H117V184H115L114 186L116 187V185L117 186H119L118 188H114L115 190H117L118 191V193L120 192H122L121 194H122V196H124V195H128V196H133V194H134V196H136V197H139V198H141V200L142 201H144L143 203H154V204H156L157 206H159V208H161V209H159V213L162 215H159L158 214V216L160 217V218H163V219H160L159 221H160V225H161V220L162 221H165V223L163 224V225H161L162 227H159V228H157V227H155L154 226V228H157V229H162L163 230V233H164V231H165V235L164 234H161L160 235V237L159 238H157V240L154 238V235H155V233H153V232H151L150 233V237H149V239H151V240H149V239H147V238H144V236L142 237V235H140L139 234V232L137 231V229H136V225H135V221H134V219L133 218H137L138 220H140V221H143L144 223L146 222V220L148 221L150 218H148L149 217V215H148V217H147V215H146V217H145V215H143V219H145V221L143 220V219H141V218H139V217H137V216H135L134 215V212L132 211V209H131V207L128 205V207L124 210V213H122V211H119V210H116V209H113L112 210V213H114L115 215H117L118 217H123L124 215V218H122V220H125L126 218V220L124 221V222H126V223H124L123 221H122V223H120V222H116V220H115V222L116 223H114L113 222V225L111 224V220H110V222L108 221L110 218H109V216H107L106 214L104 215V213H102V212H100V213H102L101 215H100V213L99 212H96L95 210V205H94V203L92 204L91 203V198L93 199V197H91V193H88V195H87V197H85V198H87V199H85V198H83L84 200L82 201V199H79V201L78 202H80V204H81V201H82V203L83 204H85V205H83L84 207H86V210L85 209H83V207L81 206V205H78V202L76 201V205L77 206H81V208H79L78 207V209L77 208H75L73 205H75V204H72V202L70 203V206L68 205V207H67V209H66V207H65V209L63 208L62 210L64 211V210H66V212H68V211H70V209H69V207H71V206H73V209H71V211L72 210H74V214H76V216H75V218H76V220L74 219V217H72L73 218V220H75V221H71L72 223H70V222H66V220L65 219H69L68 217H66L65 218V216H68V214H71V213H64L65 215H63V213H62V210H61V212H60V214H59V212H57V213H54V212H56V211H52L53 212V215L51 214V217L52 216H54V214H55V216L58 214L59 215V217H61L60 215H62V217L59 219V222L57 221V223H54L53 221L56 219V217H52L54 220H52L51 219V217L49 216V215H47L48 217H46V214H48V212L50 211L49 209H47V210H49L48 212L46 211L45 212V210H42L43 208L42 207H44L43 205L41 206V203L42 202H37V200H38V198H37V195L36 196H32V195H35V192H33L34 190H35V188L36 187H38V188H36V190H38L41 186H45L46 184H49L50 185V182L51 181H53V180H51V179H54L55 177H56V179H57V177L59 178ZM74 175H77V177L76 176H74ZM88 175L90 176V178H92L91 180H90V178L88 177ZM162 177H161V176ZM176 175V176H175ZM195 175V174H194ZM196 175H197V173H196ZM210 175V176H209ZM8 176V177H7ZM22 176V177H21ZM34 176V177H33ZM42 176V177H41ZM55 176V177H54ZM94 176V177H93ZM105 176H106V178H105ZM112 176V177H111ZM149 176V177H148ZM168 176H170L171 178H169ZM182 176V177H181ZM200 176H199V178H200ZM202 176H204V175H202ZM206 176V175H205ZM203 177L202 179L204 180V178H206V177ZM214 176V177H213ZM3 177V178H2ZM13 177V178H12ZM52 177V178H51ZM63 177H65V178H63ZM86 177V178H85ZM127 177V178H126ZM197 177V176H196ZM208 177L206 178L208 181H211L212 182V180H211V178L210 179H208ZM243 177V176H242ZM23 178V179H22ZM33 179V180H31V179ZM36 178V179H35ZM38 178V179H37ZM47 178H49V179H47ZM77 178V179H76ZM84 178V179H83ZM97 178V181L95 180V179ZM106 180H105V179ZM175 178L177 179V180H175ZM192 178V177H191ZM27 179V180H26ZM45 179H47L46 181H45ZM56 179H54V180H56ZM83 179V180H82ZM87 179V180H86ZM115 179H116V181H115ZM126 179V180H125ZM201 179V178H200ZM205 179V180H206ZM17 180V181H16ZM35 180V181H34ZM43 180V181H42ZM77 181V182H73V181ZM90 180V181H89ZM99 180V181H98ZM112 180V181H111ZM169 180V181H168ZM180 180V181H179ZM187 180H189V182L187 181ZM197 180H198V178H197ZM203 181V183H201L203 186H202V188L203 187H205L204 186V184L206 183H209L207 180L206 181ZM244 180H246L245 178H244ZM47 181H48V183H47ZM50 181V182H49ZM83 181V182H82ZM91 181H93V183L94 182H97V184L100 182V184L99 185H96V183L94 184V187L92 186L93 185V183L91 184ZM114 181V182H113ZM125 181V182H124ZM176 181V182H175ZM179 181V182H178ZM215 181V180H214ZM32 182H36L34 185H37V186H34V185H30V184H33ZM38 182V183H37ZM61 182H62V184H61ZM82 182V183H81ZM129 182V183H128ZM132 182V183H131ZM133 182H134V184H133ZM205 182V183H204ZM41 183V184H40ZM43 183V184H42ZM106 183H105V185H106ZM126 185H125V184ZM175 183H177V184H175ZM181 183V184H180ZM182 183H183V186H182ZM187 183V184H186ZM192 183H194L193 181H192ZM213 183H215V182H213ZM213 183L211 184V185H213ZM26 184L29 186H26ZM67 184H69V183H67ZM88 184H86L85 186H87ZM112 184V185H113ZM130 184H133L132 186L130 185ZM135 184H137V185H135ZM156 184V185H155ZM196 184V183H195ZM199 183H197V185H198ZM22 185H23V187H25V188H23L22 187ZM59 185H57V187L59 186ZM123 185H125V186H123ZM130 185V186H129ZM140 185V186H139ZM175 185V186H174ZM179 185H180V187H179ZM189 185V186H188ZM208 185V184H207ZM206 185V186H207ZM34 188H33V187ZM51 186V185H50ZM49 186V187H50ZM101 186H103V185H101ZM114 186H112V187H114ZM136 188H135V187ZM210 186V185H209ZM215 186V184L213 185V187ZM31 187L33 188V189H31ZM61 187V186H60ZM65 187V186H64ZM63 187V188H64ZM72 187V186H71ZM76 187V186H75ZM75 187H73V188H75ZM82 187V186H81ZM104 187V186H103ZM102 187V188H103ZM111 186H109V185H107V187L106 188H112ZM125 187V188H124ZM134 187V188H133ZM179 187V188H178ZM189 187V188H188ZM198 187V186H197ZM197 187L195 188L196 190H197ZM18 188L20 189V190H18ZM26 188H30V189H26ZM52 188H55L54 187V185L52 186ZM51 188V189H52ZM62 188V189H63ZM143 188V189H142ZM166 188V189H165ZM181 188V189H180ZM199 188H201V186H199L198 187V189ZM45 189V188H44ZM66 189V188H65ZM78 189V188H77ZM83 189V188H82ZM97 189V192L98 191H100L101 190V188H96ZM96 189H94L92 192H93V194L94 193H96V195H97V192H94V191H96ZM104 189V188H103ZM129 189V190H128ZM134 189V193L132 194H130V192L132 191ZM178 190L179 192H175V190ZM187 189V191H188V193L185 191ZM189 189H190V191H189ZM210 189V187H208L207 189H205V190H203L204 191V193H205V195H206V197L209 195V194H211V199L214 197L215 198V196H212L213 194L212 193H210V192H212L211 190H209ZM214 189H215V187H214ZM16 190V191H15ZM26 190V191H25ZM35 190V191H36ZM59 190H60V188H59ZM69 190V189H68ZM72 190H74V189H72ZM76 190V189H75ZM89 190H88V192H89ZM112 190H113V188H112ZM136 190H138L137 192H136ZM143 192H142V191ZM147 190V191H146ZM149 190V191H148ZM162 190V191H161ZM173 190H174V192H173ZM201 190V191H200ZM199 191H198V193L199 192H201L202 194H200L199 193V195H201V196H203L204 194H203V191H202V189H200ZM32 192V195H31V192ZM67 191V190H66ZM86 191V190H85ZM116 191V192H117ZM124 191V192H123ZM140 191V192H139ZM182 191H183V193H185V194H183L182 193ZM19 192V193H18ZM22 192V193H21ZM44 192L46 193L47 192V189L46 190H44ZM64 192V191H63ZM70 192V191H69ZM82 192V191H81ZM84 192V191H83ZM82 192V193H83ZM147 192H151V194L152 195H150V193H149V195L147 194ZM156 192V193H155ZM206 192H208V195H207V193ZM1 193H3V194H1ZM5 193H6V195H5ZM10 193H12V194H10ZM20 194V196L18 195V194ZM42 193V192H41ZM71 193V192H70ZM76 193H78L77 191H76ZM87 193V192H86ZM136 193V194H135ZM165 193V194H164ZM178 193H181V194H178ZM196 192H194V195H196L195 194ZM214 193H215V190H214ZM17 194V195H16ZM22 194V195H21ZM73 194H75V193H73ZM85 194V193H84ZM90 194V195H89ZM141 196H140V195ZM193 194V193H192ZM2 195H4V196H2ZM31 195V196H30ZM70 195V194H69ZM78 195V194H77ZM95 195V194H94ZM95 195V196H96ZM156 195H157V197H156ZM168 195V196H167ZM175 196V198L173 197V196ZM180 196V199H182L183 201H181L180 199L179 200H177L178 199V197ZM181 195H182V197L185 199V197L186 196H188V197H186V199L184 200L182 197H181ZM2 196V197H1ZM14 196V197H15ZM30 196V197H29ZM40 196V195H39ZM38 196V197H39ZM44 196V195H43ZM71 196H72V193H71ZM93 196V195H92ZM143 196H147V198L146 199H144L145 197H143ZM178 196V197H177ZM196 196H198V195H196ZM200 196V197H201ZM12 197H13V195H12ZM14 197L12 198L13 200H11V202L12 201H14ZM26 197V198H25ZM32 197V198H31ZM41 197V196H40ZM75 197H76V194H75ZM78 197V196H77ZM82 197H84V196H82ZM89 197V198H88ZM152 197H154L153 198V200H152ZM191 197H192V195H191ZM194 197V196H193ZM192 197V198H193ZM74 198V197H73ZM79 198H81V197H79ZM168 198V199H167ZM171 198L173 199V202H171L172 200H171ZM192 198H191V200H192ZM4 199V200H3ZM17 199V198H16ZM32 199V200H31ZM33 199H34V201H33ZM95 199H97V200H99V199H101V198H95ZM159 200L160 199V201H156V200ZM161 199H163V200H161ZM174 199H176V201H174ZM205 199H209V198H205ZM216 199V198H215ZM6 200H7V203H6ZM78 200V199H77ZM81 200V201H80ZM96 200V201H97ZM168 200V201H167ZM171 200V201H170ZM204 199H202V200H198V201H203ZM75 201V200H74ZM94 201V200H93ZM152 201V202H151ZM153 201H156V203L155 202H153ZM171 203H170V202ZM178 201V204L176 203ZM186 201V202H185ZM216 201V200H215ZM4 202H5V204H4ZM10 202V203H11ZM32 202V203H31ZM95 202V201H94ZM158 202H160V205H159V203ZM164 202V203H163ZM169 202V203H168ZM185 202V203H184ZM204 202H207V201H204ZM212 202V201H211ZM34 203V204H33ZM69 203V202H68ZM192 204H194V202L192 201L191 202ZM28 204V205H27ZM33 204V205H32ZM88 204L90 205V208L88 209L87 207H89L88 206ZM191 204V205H192ZM38 205H40L39 207H38ZM92 205V206H91ZM93 205H94V207H93ZM179 205V206H178ZM189 205V207L190 208H188L187 206ZM207 205V204H206ZM10 206H11V204H10ZM76 206V207H77ZM178 208H177V207ZM181 206V207H180ZM186 206V207H185ZM195 206V205H194ZM213 206V205H212ZM211 206V207H212ZM2 207V206H1ZM2 207V208H3ZM25 208V211H26V213H25V211L23 210V208ZM29 207V208H28ZM94 208V210H92L93 208ZM164 207V208H163ZM185 207V208H184ZM196 207V206H195ZM77 210V211H75V209ZM169 208V209H168ZM172 208V210H170ZM175 208H176V210H175ZM182 208V209H181ZM40 209V210H39ZM45 209V208H44ZM69 209V210H68ZM162 209H163V211H162ZM167 209V210H166ZM24 211V213L23 214H21V211ZM68 210V211H67ZM79 210V211H78ZM170 210V211H169ZM182 210V211H181ZM19 211V210H18ZM22 211V212H23ZM27 211H29L28 213H27ZM83 211H85V213L83 212ZM89 211V212H88ZM90 211H92V212H90ZM100 211V210H99ZM172 211V212H171ZM180 211L184 214V216L182 217H180V216H177V214L178 213H180ZM183 211H185V212H183ZM210 211H212V210H210ZM94 212H96V213H94ZM126 212V213H125ZM147 212V211H146ZM171 212V213H170ZM194 212V211H193ZM208 212V211H207ZM212 212H215L214 210L212 211ZM41 213V214H40ZM45 213V214H44ZM72 213H73V211H72ZM80 213V214H79ZM84 213V214H83ZM88 215H87V214ZM90 213H92V217H90L91 216V214ZM120 213V214H119ZM122 213V214H121ZM130 213V214H129ZM181 213V214H182ZM7 214H9V215H7ZM21 214V216H22V219H19V218H21L20 216H18V215H20ZM26 214V215H25ZM44 214V215H43ZM67 214V215H66ZM81 214H83V215H81ZM95 214H99L98 216L96 215L95 216ZM146 214V213H145ZM147 214H148V212H147ZM170 216H169V215ZM180 214V215H181ZM209 214V213H208ZM207 214V215H208ZM17 215V216H16ZM58 215H57V217H58ZM89 216L90 218H88L87 216ZM165 215V216H164ZM179 215V214H178ZM2 216V215H1ZM6 216V217H5ZM25 216V217H24ZM64 216V217H63ZM82 216H85V217H87V219L85 218V217H82ZM105 216H107V217H105ZM192 216V215H191ZM190 216V217H191ZM209 216V215H208ZM212 216V215H211ZM214 216H216V215H214ZM82 219H81V218ZM128 217H130V219H128ZM132 217V218H131ZM145 217V218H144ZM166 217V218H165ZM177 217V218H176ZM188 217V218H187ZM47 219V223H45L46 222V220L44 221V219ZM48 218H49V220H48ZM65 218V219H64ZM92 218L93 219H99V222H101V223H99L100 225H99V227L100 226H103V227H101L100 228V232H101V229H104L103 231H105L106 229H108V228H106L105 229V227H104V225L105 226H108L107 225V223H109V227H111V226H113V229L112 228H110V230H111V232H109V234H108V231H110V230H107V234H106V232H105V234L103 235V233L101 234V236L100 237H98L100 234L97 232L96 233V230L97 229H99V228H97V226L95 227V228H97V229H93V231L91 232H89V228H93L92 227V225L91 224H93L94 225V223L93 222H95V221H93L92 220ZM106 218V219H105ZM167 218H168V220H167ZM185 219V221H184V219ZM208 218V217H207ZM209 218H211V217H209ZM208 218V219H209ZM17 219V220H16ZM27 219V220H26ZM64 219V220H63ZM89 219H91L92 221H90L89 222ZM101 219V220H100ZM106 221H108V222H104V220ZM19 220V221H18ZM26 220V221H25ZM28 220H30L29 222H28ZM52 220V221H51ZM62 220V221H61ZM79 220V221H78ZM85 220V221H84ZM87 220V221H86ZM177 222H176V221ZM179 220V221H178ZM183 220V221H182ZM210 220V219H209ZM218 220H219V218H218ZM17 221V222H16ZM24 221V222H23ZM44 221V222H43ZM70 221V220H69ZM78 221V222H77ZM97 221V220H96ZM103 221V222H102ZM210 221H212V219L210 220ZM31 222V223H30ZM51 222V224L52 225H57L58 223H61L60 225L58 224L57 225V227H55L56 229H54V232H53V230H52V232H53V234H55V238H54V240H58L59 239V243H56V246L55 247H52V246H54V244H52L53 243V241H51L50 242V240H52V238L51 239H49V241L48 242H50L48 245V247L46 248L45 247V245L47 246V244L46 243H48L47 241H46V239H44L45 240V242H44V240H41L40 242H41V244H42V241H43V245H42V247L45 249V250H47L48 252H49V255L47 254V251H43V248L41 247V245H38L40 242H38L39 240H37V243H36V240L35 239H37L36 237H38V239H41L40 238V236H41V233H40V235H39V233H36V232H43L44 230H46V227H47V229L49 230V229H51V224L49 225V223ZM82 222V223H81ZM83 222H86V224H84ZM87 222H89V223H87ZM92 222V223H91ZM167 222V223H166ZM170 222V223H169ZM181 222V223H180ZM183 222H185V223H183ZM3 222H1L0 223V226L2 227L3 226V224L5 223H3ZM23 223V224H22ZM25 223H28V224H30V225H28L29 227H27V225H25V227H27V228H25L24 227V229H25V233L27 234L28 232L29 233H31L32 235H26V237L24 236V234L22 233L23 231H24V229H23V225L25 224ZM44 223H45V225H44ZM67 223H69V224H67ZM75 225H74V224ZM76 223H78V224H81V227L84 225V227H82V229H81V231H80V228L78 227V226H80V225H76ZM105 223V224H104ZM174 223V224H175ZM183 223V224H182ZM212 223V222H211ZM20 226H19V225ZM66 224V225H65ZM96 224V223H95ZM115 224V225H114ZM128 224V225H127ZM134 224V225H133ZM21 225H22V227H21ZM32 225V226H31ZM89 225H91V227L89 226ZM96 225H98V224H96ZM121 225H122V227H121ZM127 225V226H126ZM131 225V226H130ZM172 225V224H171ZM171 225H170V227H171ZM182 225V226H181ZM86 226H89V228H87ZM128 226H130V227H128ZM134 226H135V229H134ZM169 226V225H168ZM179 226H181V227H179ZM42 227V228H41ZM45 227V228H44ZM48 227H50V228H48ZM62 227H63V229H62ZM65 227V228H64ZM66 227H67V229H66ZM114 227H116V228H114ZM118 227V228H117ZM10 228V229H11ZM29 228V229H28ZM42 230H41V229ZM87 228V229H86ZM172 228V227H171ZM175 228H176V225H175ZM15 229V230H14ZM30 229H32V230H30ZM37 229V230H36ZM39 229V230H38ZM127 229V230H126ZM130 229V230H129ZM41 230V231H40ZM56 230V231H55ZM159 230H158V232H159ZM184 230V229H183ZM183 230H181V231H183ZM13 231H15V233L13 232ZM32 231V232H31ZM61 231V232H60ZM170 231V230H169ZM168 231V232H169ZM175 231L177 232V230L175 229ZM19 232H21V234L22 235H19ZM48 233H49V231H47ZM93 232H95L96 233V235H98L97 237L95 236V233H93ZM116 232H119V233H116ZM122 232V233H121ZM38 234L39 236H36V234ZM46 233V231H44V233H43V235ZM47 233V234H48ZM62 233V234H61ZM116 233V234H115ZM131 233H132V235H131ZM179 233V232H178ZM35 234V236L36 237H34L33 235ZM52 234V235H53ZM112 234V235H111ZM119 234V235H118ZM121 234V235H120ZM157 234V233H156ZM62 235H64V236H62ZM111 235V236H110ZM18 236H20V238H21V236H23V238H28L29 237V239L28 240H26V239H24V241H25V243H23V241L21 242V243H23V244H21L20 242H18L19 240H22V238L21 239H19L18 238ZM32 236H33V238L34 239H32ZM49 236V235H48ZM114 236V237H113ZM118 236V237H117ZM126 236V237H125ZM51 237V236H50ZM54 237V236H53ZM124 237V238H123ZM30 238L32 239V240H30ZM98 238H100V240L98 239ZM104 238V239H103ZM109 238V239H108ZM115 238H116V242L115 243H117V244H113L114 243V241H115ZM126 238V239H125ZM129 238H131L132 240H130ZM137 238L140 240V241H136L137 240ZM47 239H48V237H47ZM111 239V240H110ZM126 241H125V240ZM136 239V240H135ZM147 239V240H146ZM30 240V241H29ZM99 240V241H98ZM120 240V241H119ZM124 240V241H123ZM153 240H155V242H157V243H152V241ZM93 241V242H92ZM98 241V242H97ZM122 241H123V243H122ZM134 241H136V242H134ZM31 242V244H30V249L35 253H32V251L31 250H29V245L27 244V243H30ZM109 242H113L112 244H113V247H112V244L111 243H109ZM130 242V243H129ZM134 242V243H133ZM140 242H143L142 243V245L140 244V245H138ZM152 243V245H151V243ZM18 243V244H17ZM19 243H20V245H19ZM33 243H34V245H33ZM101 243V244H100ZM110 245H109V244ZM135 243H137V246H136V244ZM149 243V244H148ZM35 244H37L38 245V247L40 246L41 248H42V250H40L41 248L39 247H37L36 249H34L35 247H36V245ZM58 244V245H57ZM61 244V245H60ZM93 244H95V245H93ZM131 244L132 245H134V246H131ZM153 244H156V245H153ZM25 245V246H24ZM28 245V246H27ZM114 245H116L115 247H114ZM128 245V246H127ZM144 245V246H143ZM145 245H147V246H145ZM18 246H21V247H18ZM28 248H27V247ZM32 246V247H31ZM103 246V247H102ZM108 246V247H107ZM131 246V247H130ZM141 246H143L144 248L146 247V251H144V248L142 247L141 249H140V247ZM154 248H153V247ZM97 247V248H96ZM102 247V248H101ZM134 247V248H133ZM136 247H139V248H137L136 249ZM150 247V248H149ZM153 249H152V248ZM157 247V246H156ZM15 248V250H17L18 252H19V250L18 249H16ZM22 248V249H21ZM33 248V249H32ZM112 248V249H111ZM117 248V249H116ZM149 248V249H148ZM113 249H116V250H114L113 251ZM122 249V250H121ZM131 249H132V251H131ZM133 249H134V251H133ZM142 250L141 252H143V253H141L140 254V250ZM112 250V251H111ZM129 250H130V252H129ZM137 250H138V252H137ZM148 250H150V251H148ZM17 251H15V253H18ZM103 251V252H102ZM137 252V254H135L136 252ZM153 253H152V252ZM21 252V254H23V255H21V256H23V259H21L22 261H24V258H26L27 257V254L28 253H26V255H24V253L25 252H23L22 253ZM42 252V253H41ZM108 252H109V254L111 253V255H109L108 254ZM132 252H133V254H134V258L132 259V257H133V255H132ZM20 253V252H19ZM116 253H119V254H116ZM130 253H131V255H130ZM34 254V256H32ZM104 254V255H103ZM126 254V255H125ZM139 254V255H138ZM144 256H143V255ZM149 254V255H148ZM150 254H153V256L152 255H150ZM16 255V254H15ZM18 255V256H17ZM16 256H17V258L19 257V254H17ZM35 255L37 256V258L35 257ZM103 255V256H102ZM110 256V258H109V256ZM118 255H119V259H118ZM120 255H124V256H120ZM130 255V256H129ZM140 255H142L141 257H140ZM20 256V257H21ZM49 256V257H48ZM136 256V257H135ZM204 256V255H203ZM19 257V258H20ZM106 257V258H105ZM112 257H114V258H112ZM122 259H121V258ZM123 257H125V258H123ZM145 257H147V258H145ZM152 257V258H151ZM19 258H18V260H19ZM35 258H36V260H35ZM113 260H112V259ZM200 258V257H199ZM198 258V260H197V258H196V262L195 261H193V263L192 264H198V262H199V264H210V262L208 263V261L210 260L208 257H207V261H205L204 260V258L202 257V260H203V262L202 261H200L201 259H199ZM46 259H48V260H46ZM109 259V260H108ZM111 259V260H110ZM126 259V260H125ZM138 259H135V261H136V263H138ZM144 259H148L147 261L146 260H144ZM205 259H206V256H205ZM124 260H125V262H124ZM150 260V261H149ZM152 260V261H151ZM110 261V262H109ZM116 261H118V262H116ZM135 261H133L134 263L133 264H136L135 263ZM142 261H141V264H142ZM198 261V262H197ZM43 262V263H42ZM195 262V263H194ZM205 262V263H204ZM151 263V264H152ZM139 264V263H138ZM189 264H191V262L189 263Z\"/></svg>",
  "mask_w": 264,
  "mask_h": 264
},
{
  "label": "bare ground",
  "instance_id": "obj_2",
  "mask_svg": "<svg viewBox=\"0 0 264 264\" xmlns=\"http://www.w3.org/2000/svg\"><path fill=\"white\" fill-rule=\"evenodd\" d=\"M136 2H137V0H135ZM188 1H190V0H141V4L143 5V6H140L139 4H135V2H133L136 6L138 5V7H143V9H144V11H146V13L144 14V16L142 15V14H140V16H141V18L142 17H144L145 18V21H147V23L146 24H148V25H150V28H152V27H154V26H156V24H157V26L156 27H154V29L152 28L151 30H150V32H149V30H148V28L147 29H145L144 28V31L145 32H149V34H147V33H145V35L147 34V36H149L150 35V37H153L152 35H154L155 36V34L157 35H159V33H156V32H158V29H160V26L164 23V24H167V22H169V21H167L168 19H166L165 18V16L168 18V16H170L171 17V15H172V10H174V7H173V9L171 10V12L172 13H170V15H166V14H169V13H167L166 11L167 10H170L171 8H170V6L172 5V4H176V5H173V6H175V8L176 9H178L177 8V5H178V7H179V9H181L180 8V5L179 4H181L182 5V7L184 6V5H188L189 3H192V2H194V1H197V0H192L191 2H189L188 3ZM201 1V0H200ZM204 1V0H203ZM212 1V0H211ZM214 1V3H213V6L215 5H217V4H219V0H213ZM228 1V0H227ZM230 1H232V0H230ZM235 1V2H234ZM254 1L257 3V1L256 0H252V3L254 4ZM264 1V0H263ZM140 2V1H139ZM198 2H199V0H198ZM221 2H223L222 0H221ZM237 2V0H233V5H237L238 3H240V1H238V3L237 4H234V3H236ZM246 2V0L245 1H243L242 3H245ZM250 2H251V0H250ZM195 3V2H194ZM193 3V4H194ZM208 3H209V1H208ZM224 3H226L225 1H224ZM252 3H250L249 4V2H248V5H251ZM125 4H126V0H0V167L2 166L1 164L3 163V164H5L6 162H8L7 164L8 165H10V162H11V165H13L12 167H14L17 171L19 170V171H22V169H24L25 168V173H26V171H27V173H28V171H29V169L32 167L33 169H34V167L36 168V170L38 171V170H40V171H42L41 169H43L44 170V165H46V163H47V161H46V163L43 165L42 163H41V160H43V159H41V160H37V161H35L34 163H33V161L32 162H30L31 160H32V158H31V155H29V151H30V149H28L29 147V145H28V143H27V140L29 139L28 137H27V139H26V134L27 133H30L29 131H31V130H28V129H31V128H29L32 124V126L34 127V125H35V129H34V131L35 130H37L36 129V124H34L35 123V119H38L39 120V123H40V120H42V122L40 123V124H37V125H39L38 127L40 128V130H44L43 129V127L44 128H47V132H49L48 130H50V129H48V126L50 125V124H54L55 125V123H59V122H54V120L56 121V119H58V118H55L54 116H50V117H54L52 120L53 121H51L52 123H50V121H48V119L47 118H43L44 117V115H43V117H42V115H40V118L38 117H36V118H34L33 116L32 117H30L31 116V114L32 115H35V114H38V113H40L41 111H39L38 113H36V112H34V106L33 107H30V108H32V112L33 113H35V114H33V113H27L28 115H26V112L24 113V111H23V113H21V111H20V107L18 108V102H20V106L22 105L21 103H24L22 106L23 107H25L24 109H25V111L28 109V107H27V109H26V106H25V103H28V100L30 99V102H32L31 104H36V103H38L37 101H40V102H42L44 99V97H47V96H45V95H47L46 93L47 92H50V91H47L48 89H50V88H53V89H55L56 91L55 92H51V93H48V95L50 94V95H52V97L53 96H57L58 97V93L56 94V92H61V90H62V88H64L65 86H67V83H69V82H71V86L69 85V86H67V87H65V88H67V89H65L67 92L65 93V91L63 92V90H62V95H64V96H62L61 94H59V97H65V94H66V97L68 96V97H70L73 93L75 94L74 95V97H81V96H84L83 98H85L86 99V97L88 98V97H90L89 95L91 94H89L87 91H89V89H87L88 87H84L83 85L81 86V84L79 85V87L77 86L78 84H79V82H74V81H78L79 79V77L80 76H82V75H80V73L82 72V73H84L83 75H86V72H88V69L87 68H85L84 67V65H83V67H81L82 66V64H81V66L79 65V61H77V60H71V58H73L72 56H71V52L69 53V51H71V49H68L69 51H67L68 53H66V55H65V52H64V50H63V48L65 49V45H64V43L67 45V44H69L70 42H72V40H73V38L75 39V35H72V34H76L77 35V33H79V32H81L82 30H84V32L85 33H82V35H81V37H84V35L86 34V35H88L87 33H86V29H84V27H86L87 25H90L88 22L89 21H91V20H89V17H88V15H89V13H87V11H88V8H90L91 6H97L98 8H100V9H102V12H106L107 11V13L108 12H110V11H108V9L110 10L111 9V12H112V9L114 10V12H116L117 10H123V12H124V8L123 7H125ZM130 4H132V2L130 3ZM212 4V2L210 3V5ZM231 4H232V2H230L229 4H228V6L230 5L231 6ZM252 4V5H253ZM127 5V4H126ZM135 5H129V6H132L131 7V9L129 10L130 12H131V10H132V8H134V6ZM186 5V7H185V9L188 7ZM222 4H220V6H218V7H222L221 6ZM225 5V4H224ZM232 5V7H230V9L232 8H236V7H234ZM239 5V4H238ZM245 5H247V4H242V5H240L241 7L242 6H245ZM247 5V6H248ZM135 6V7H136ZM247 6L246 7H244V13H241V15H242V17L240 18V20L237 22V25H235L236 24V22L234 23V25H232V26H226L227 27V29H224V30H227L226 32L225 31H223V33H222V31L221 32H219L220 30H219V28L217 29L218 31L216 32H214V34L212 35H210L211 37L212 36H214L215 38H218V41H223V39H225V44H223V45H221L223 48H226L227 47V50H226V52L223 50V52L222 53H220L219 54V52L220 51H218V50H214L213 49V51H216V54H214V55H216L215 57H219V55H220V57L218 58V59H220V58H222V60L220 61V62H224L225 60V62L226 63H228V65H229V67L231 68V67H233V65H235V66H237L238 65V63L240 62V61H238V60H241V58H244V53H245V51H248L249 49H248V47L250 48V50L248 51V52H252V53H255L256 55V57H261V58H263L264 59V57L262 56V55H264V44H262L261 42H264V39H262V36H263V38H264V34L261 36V39L262 40H260V37H258L259 35H256L255 33H254V31L252 32V31H250L249 29H252V30H254V28L255 27H257L256 26V24L258 23V25L260 26V24H264V16H261V17H259L258 16V14H260V13H258L257 14V10L254 8V5L252 6L255 10H256V13H254L253 11V8L251 7V8H249L250 10L249 11H247L246 12V9L245 8H247ZM256 6V8H257V5H255ZM128 7V6H127ZM126 7V8H127ZM240 7V8H241ZM248 7H250V6H248ZM259 7H262V6H259L258 5V8ZM92 8V7H91ZM91 8H90V10H91ZM96 8V7H95ZM95 8H94V10H95ZM115 8H116V10H115ZM129 8V7H128ZM140 8L138 9V10H135L136 8H134V11H135V17L137 16V14H136V12L137 11H140ZM170 8V9H169ZM189 8V7H188ZM214 8H216V7H214ZM225 8H227V6L225 7H223V8H217L216 10H218L217 12H219V11H223ZM142 9V8H141ZM184 8H182L181 10H185ZM228 9V8H227ZM230 9H228V10H230ZM239 9V8H238ZM93 10V9H92ZM104 10V11H103ZM166 10V11H165ZM181 10H179V11H181ZM191 10V9H190ZM216 10H215V12H216ZM228 10H226L227 11V13H228ZM236 10V9H235ZM234 10V11H235ZM241 10V9H240ZM97 11H100V10H97ZM129 11H127V12H129ZM133 11V10H132ZM142 11V10H141ZM140 11V12H141ZM163 11H165L164 13H162ZM178 11V10H177ZM176 11V12H177ZM233 11V12H234ZM258 11H260V9H258ZM93 12V11H92ZM119 12H121L122 13V11H119ZM143 12V11H142ZM168 12H170V11H168ZM182 12V11H181ZM188 12V11H187ZM190 12V11H189ZM188 12V13H189ZM217 12H216V15H219L220 13H218L217 14ZM225 12V11H224ZM239 12V11H238ZM118 13V12H117ZM120 13V14H121ZM166 13V14H165ZM185 13V12H184ZM255 15H254V14ZM75 16H74V15ZM88 14V15H87ZM125 14H127L126 13V11H125ZM133 14H134V12H133ZM161 14L163 15V14H165L164 15V19H166L165 21H162V18H161ZM233 13H231V15H232ZM254 15V19H262L263 20V22H261V21H259V20H257V21H259V22H261L260 24H259V22H257L256 20L254 21V25L255 26H253V20H251V19H253L252 17H251V15ZM74 16V19H73V16ZM106 15V14H105ZM108 15V14H107ZM124 15V14H123ZM175 15H176V13H175ZM222 15H224V16H226L225 15V13L224 14H221V17H222ZM234 15V14H233ZM233 15L231 16L232 18H233ZM252 15V16H253ZM258 16L259 18H256L255 16ZM120 16V15H119ZM140 16H138V18L140 17ZM147 16V17H146ZM173 17H174V15H172ZM86 17H88L87 19H86ZM90 17H92V16H90ZM123 17V16H122ZM133 17V16H132ZM134 17V20L136 19ZM170 17H169V19H170ZM172 17V18H173ZM217 17H220V15L219 16H217ZM217 17H215V18H217ZM229 17V16H228ZM139 18V20H144V18ZM176 18V17H175ZM91 19V18H90ZM129 19V18H128ZM131 19V18H130ZM160 19V20H159ZM226 19H228V18H226ZM230 19V18H229ZM74 20L75 21H77V22H75V23H73L74 22ZM81 22H80V21ZM133 20V21H134ZM172 19H170V21H171ZM221 20V19H220ZM71 21V22H70ZM83 21L84 22H86V26H83L82 25V23H83ZM159 21L161 22L162 21V23H161V25L159 26ZM216 21V20H215ZM214 21V22H215ZM221 21H224V17H223V20H221ZM232 21V20H231ZM92 22V21H91ZM136 22H139V21H137V19H136ZM226 22V21H225ZM229 21H227V23L226 24H229L228 23ZM234 22V21H233ZM233 22L231 23V24H233ZM251 22V23H250ZM78 25H77V24ZM79 23H81V25H82V29H80V27H81V25L79 24ZM140 23V22H139ZM141 23H143V22H141ZM156 23V24H155ZM75 24H76V27H78L77 29L79 30V32L77 31V29H75L76 27H75ZM85 24V23H84ZM136 24V23H135ZM250 24H252L251 25V27H249V25ZM137 25V24H136ZM143 25V24H142ZM230 25V24H229ZM133 26V25H132ZM261 26H263V25H261ZM87 27H90V26H87ZM126 27V26H125ZM130 27V26H129ZM128 27V28H129ZM143 27H144V25H143ZM202 27V26H201ZM213 27H215V26H213ZM225 27V28H226ZM229 27V28H228ZM248 27H249V29H248ZM133 27H131V29H132ZM204 28V27H203ZM202 28V29H203ZM222 28V27H221ZM75 29V30H74ZM130 28H129V30H131ZM134 29H136V27H134ZM138 29H140V27L138 28ZM201 29V28H200ZM235 29H237L236 31H235ZM261 29L263 30L264 28H262L261 27ZM81 30V31H80ZM155 32H154V31ZM161 31L163 30L162 29V27H161V29H160ZM199 30V29H198ZM212 30V29H211ZM222 30V29H221ZM229 30V31H228ZM231 30H232V32H231ZM239 30V31H238ZM77 33H76V32ZM87 31H89V30H87ZM128 31V30H127ZM248 31V32H247ZM264 31V30H263ZM73 32H75V33H73ZM119 32L120 31H118V33L117 34H119ZM134 32V31H133ZM132 32V33H133ZM138 32V31H137ZM136 32V33H137ZM152 32H154V33H152ZM197 32H199V31H197ZM203 32V31H202ZM205 32V31H204ZM210 32V31H209ZM209 32H207V34L209 33ZM125 33H127V32H125ZM130 33V32H129ZM138 33H141V32H138ZM77 35L78 37H80V35ZM134 34V33H133ZM210 34V33H209ZM250 34H255V35H250ZM64 35H72L73 36V38H72V40H70V41H68V43L65 41L64 42ZM121 35V37H122V34H120ZM119 35V36H120ZM130 35H131V33H130ZM137 35V34H136ZM144 35V34H143ZM88 36H90V35H88ZM87 36V37H88ZM132 36H134V35H132ZM200 36V35H199ZM209 36V37H210ZM252 36H257L258 37V39H257V37L254 39V37L253 38H250V37H252ZM69 37V36H68ZM86 37V36H85ZM116 37V36H115ZM150 37H147V39L148 38H150ZM158 37V36H157ZM201 37H202V35H201ZM208 37V36H207ZM214 37H212V38H214ZM66 38V37H65ZM70 38V39H71ZM123 38V37H122ZM144 38V37H143ZM146 38V37H145ZM156 38V37H155ZM203 38H204V36H203ZM201 39V40H204L205 41V39ZM220 38V39H219ZM67 39V38H66ZM69 39V38H68ZM67 39V40H68ZM77 39V38H76ZM88 38H86V40H87ZM135 39V38H134ZM138 39V38H137ZM135 40L134 41V43L135 42H139V40ZM139 39H140V36H139ZM147 39H145L146 41H149V39L147 40ZM151 39L153 40V38H150V41H151ZM222 39V40H221ZM252 39H254V40H256L255 42H257V40H258V43H255L254 42V40L253 41H251ZM77 40H78V42H77ZM77 40H73L74 42H76V45H83V43L81 44L79 41H80V38H78ZM81 40H82V38H81ZM83 40H85V39H83ZM119 38H117V40H115V41H118L119 42ZM143 41V40H141L142 42L141 43H143V42H146V41ZM212 40H214V39H212ZM217 40V39H216ZM259 40H260V42H259ZM211 40H209V43L212 45V47L214 46V45H216V47H217V49L220 47L219 45L217 46V44H219V42L217 43V41H216V43L217 44H215L214 42H215V40L213 41V43H211L210 42ZM203 42V41H202ZM206 42V41H205ZM249 42V43H248ZM251 42V43H250ZM209 43H207V45L209 44ZM223 43V42H222ZM222 43H220V44H222ZM247 43V44H246ZM72 44V43H71ZM203 44V43H202ZM205 44V43H204ZM209 44V45H210ZM248 44H249V46H248ZM251 44V45H250ZM261 46H260V45ZM72 45H75V44H72ZM72 45H67V47H66V49H65V51L67 50V48H69V47H72ZM139 45V44H138ZM206 45V46H207ZM226 45V46H225ZM228 45H230V46H232V48L231 49H229V47L230 46H228ZM257 45H259L260 47H262V48H260V47H256ZM65 46V47H64ZM202 46V45H201ZM204 46V45H203ZM235 46H239L238 48H236ZM245 46V47H244ZM246 46H248V47H246ZM251 46H253V47H251ZM209 46H207V49H209L208 48ZM241 47V48H240ZM244 49H243V48ZM204 48V47H203ZM202 48V49H203ZM210 48H211V46H210ZM215 48V47H214ZM223 48H221V49H219V50H222ZM235 48H236V51H235ZM240 48V49H239ZM247 48V49H246ZM255 49V50H253V49ZM199 49H200V47H199ZM212 49V48H211ZM228 49H229V51H228ZM233 49V50H232ZM263 49V51H261ZM62 50H63V52H62ZM204 50H206V49H204ZM210 50V49H209ZM232 51V56H229L230 55V52ZM198 51V50H197ZM211 51V50H210ZM218 51V52H217ZM227 51H228V53H227ZM239 51V52H238ZM240 51H244L243 53L241 52L240 53ZM255 51V52H254ZM61 52H62V54H64L63 55V57L61 56L62 54H61ZM195 52H196V50H195ZM207 52V51H206ZM206 52H205V54H206ZM209 52V51H208ZM225 52V53H224ZM262 53V54H260V53ZM201 53V52H200ZM200 53H199V56H200ZM211 53H212V51H211ZM234 53V54H233ZM238 53H240V54H242V55H238ZM260 55H259V54ZM67 54H69V57H67ZM208 54V53H207ZM219 54V55H218ZM213 55V56H214ZM246 55H247V53H246ZM64 56L66 57V59L64 58ZM228 56V57H227ZM237 56V57H236ZM242 56V57H241ZM248 56V55H247ZM247 56H245V58L247 57ZM62 57V58H61ZM177 57V56H176ZM230 57H232L231 59V61H229V59H230ZM67 58H69V60H67ZM207 58H209V60H210V56H209V54L206 56V58H204V60L202 59V61L204 62V64L206 65V66H208V64H209V62H208V64H207V62L206 61H209ZM236 58V59H235ZM238 58V59H237ZM248 58V57H247ZM247 58L245 59V60H247ZM250 58V57H249ZM62 59H65V61H63ZM178 59V58H177ZM214 59V58H213ZM215 59H217V58H215ZM214 59V60H215ZM225 59V60H224ZM206 60V61H205ZM236 60V61H235ZM250 60L252 61V59L250 58ZM249 59H248V61L246 62V64L250 61ZM178 61V60H177ZM181 61H182V58H181ZM218 61V62H219ZM229 61V62H228ZM235 62V63H232V62ZM243 61H244V59H243ZM242 61V62H243ZM251 61L249 62V63H251ZM203 62H202V64H203ZM238 62V63H237ZM245 62V61H244ZM253 62L254 61H252V64H249V67H250V65H253ZM214 63V62H213ZM221 63V64H222ZM237 63V64H236ZM257 62H255V66L257 65L256 64ZM203 64V66H204V68L203 67H201V68H203V70L204 69H206L207 70V68H208V70H209V67H206L205 65ZM211 64V63H210ZM209 64V65H210ZM215 64H217L216 62H215ZM214 64V65H215ZM219 64V63H218ZM242 64V63H241ZM259 64V63H258ZM196 65V64H195ZM223 66V68H224V70L226 71V69L225 68H228L229 70H230V68L229 67H227V65L225 64V63H223L222 64ZM224 65L226 66V67H224ZM243 65V64H242ZM219 66H220V64H219ZM234 66V67H235ZM247 66H248V64H247ZM246 66V67H247ZM258 66V65H257ZM256 66V67H257ZM221 67V68H222ZM245 67V68H246ZM248 67V68H249ZM254 67V66H253ZM252 66H251V70H252V68H253ZM260 67H262V65L260 66ZM260 67H258V69H259V71L261 70L262 71V68L260 69ZM80 68H82L81 70H80ZM86 70H85V69ZM189 68V67H188ZM215 68H217V67H215ZM220 68V69H221ZM236 68V67H235ZM235 68H233V69H235ZM237 68H241V65L239 66L238 65V67ZM255 68V67H254ZM253 68V69H254ZM200 69V68H199ZM220 69H218L219 71H220ZM257 69V70H258ZM189 70H191V68L189 69ZM195 70H197V69H195ZM200 70H202V69H200ZM200 70L198 71V72H200ZM205 70V71H206ZM211 70V69H210ZM209 70V71H210ZM224 70H223V74L225 73L224 72ZM235 70H237V69H235ZM264 70V69H263ZM79 71H80V73H79ZM92 71H93V69H92ZM238 71H241V70H238ZM243 71H245L244 70V68H243ZM242 71V72H243ZM248 71V70H247ZM249 71H250V68H249ZM76 73V72H78V73H76V75L78 74V76L79 77H77V76H75L74 75V79L72 80V79H70V78H72L73 76H71L73 73ZM94 72V71H93ZM172 72V71H171ZM187 72V71H186ZM185 72V73H186ZM189 72V71H188ZM193 73H194V71H192ZM207 72V71H206ZM214 72V71H213ZM222 72V69H221V71H220V73ZM74 73V74H75ZM143 73V72H142ZM173 73V72H172ZM228 73H230L229 71H228ZM227 73V74H228ZM138 74V73H137ZM184 74V73H183ZM202 74V73H201ZM204 74H206V73H204ZM212 74L213 73H211V74H209V75H207V76H212ZM222 74V73H221ZM226 74V75H227ZM90 75V74H89ZM185 75V74H184ZM187 75V74H186ZM191 75V74H190ZM196 75V74H195ZM199 75V74H198ZM218 75H219V72H218ZM226 75H224V76H226ZM241 75V74H240ZM239 75V77H241ZM87 76V75H86ZM86 76H84L85 78H86ZM135 76V75H134ZM139 76V75H138ZM147 76H148V74H147ZM170 76V75H169ZM219 76H221V75H219ZM219 76H218V78H219ZM223 76V77H224ZM234 76V75H233ZM75 77H77V78H75ZM88 77V76H87ZM94 77H95V75H94ZM121 77V76H120ZM136 77V76H135ZM145 77V76H144ZM152 77V76H151ZM171 77V76H170ZM195 77V76H194ZM203 77V76H202ZM215 76H212V77H208L209 78V83L208 84H210V82H212V81H210L211 79L213 80H215L216 81V79H217V77H216V79L214 78ZM222 77V76H221ZM229 76H226V81L228 80L227 78H228ZM237 77V76H236ZM83 78V77H82ZM118 78H119V76H118ZM127 78H129V77H127ZM139 78V77H138ZM143 78V77H142ZM147 78V77H146ZM200 78V77H199ZM231 78V77H230ZM235 78V77H234ZM259 78H260V76H259ZM262 78L263 79H261V81H259V82H262L263 80H264V74H263V76H262ZM53 79V80H52ZM62 79V80H61ZM76 79V80H75ZM84 79V78H83ZM92 79V78H91ZM98 80H99V78H97ZM101 79H102V75H101ZM131 79V78H130ZM135 79V78H134ZM137 79V78H136ZM149 79V78H148ZM169 79V78H168ZM180 79V78H179ZM187 79V78H186ZM206 79V78H205ZM225 79V78H224ZM236 79V78H235ZM71 80V81H70ZM117 80V79H116ZM132 80H133V78H132ZM138 80V79H137ZM146 81H147V79H145ZM145 80H143V81H141L140 79H139V81L137 82V84H142V83H144V84H146V81ZM152 80V79H151ZM150 80V81H151ZM182 80V79H181ZM239 80V79H238ZM242 80H244V79H242ZM241 80V81H242ZM254 80V79H253ZM252 80V81H253ZM260 80V79H259ZM63 81H66L65 83L63 82ZM83 81L84 80H82V83H83ZM90 81V80H89ZM123 80H121V82H122ZM129 82L131 81V80H128ZM135 82H136V80H134ZM233 81V80H232ZM240 81V82H241ZM252 81H251V83H252ZM81 82V81H80ZM87 82H88V80H87ZM86 82V79H85V82L83 83L84 85H87L88 83ZM120 82V81H119ZM120 82V83H121ZM124 82L125 81H123V84H124ZM148 82V81H147ZM198 82V81H197ZM208 82V81H207ZM234 82H237V81H234ZM245 82V81H244ZM248 82V81H247ZM86 83V84H85ZM93 83L95 84V82L93 81ZM92 83V81H91V84H93ZM101 83L102 82H99V84L101 85ZM134 83V82H133ZM132 83V84H133ZM225 83V82H224ZM224 83H223V85H224ZM227 83V82H226ZM263 84H264V81L262 82ZM63 84H66L64 87H63ZM78 87H76L75 88V85ZM97 84V83H96ZM95 84V85H96ZM109 84H110V82H109ZM108 84V85H109ZM127 84V83H126ZM131 84V83H130ZM134 84H136V83H134ZM200 84V83H199ZM205 84V83H204ZM212 84V83H211ZM210 84V86L208 85V87H211V86H213V85H211ZM222 84V83H221ZM231 84V83H230ZM245 84H247V83H245ZM253 84V83H252ZM261 84V83H260ZM107 85V84H106ZM120 85H122V84H120ZM219 85V86H218ZM238 85H239V83H238ZM242 85V84H241ZM248 85H250V84H248ZM262 85V84H261ZM89 86H90V83H89ZM92 86V85H91ZM103 86H104V84H103ZM113 86V85H112ZM126 86V85H125ZM129 86V85H128ZM139 86V85H138ZM143 86V84L141 85V86H139L140 87V89H142V90H145V87L143 88L142 87ZM194 86V85H193ZM204 86H207V85H204ZM215 86H217V87H219L220 88V86H222V85H220V83H218L217 85H216V83H215V85H214V88L216 89V87ZM228 86V85H227ZM234 86V85H233ZM243 86H244V84H243ZM69 87L71 88V87H73L72 89L74 90V88L76 89V90H69ZM83 87V88H82ZM107 87V86H106ZM118 87V86H117ZM122 87V86H121ZM120 87V88H121ZM186 87V86H185ZM190 87V86H189ZM207 87V88H208ZM234 87H236V86H234ZM260 86H258V87H256V89L258 90V89H262V88H264V85L261 87V88H259ZM83 89L84 90V92H82L81 90V92L79 91V89ZM89 88H91V87H89ZM104 88V87H103ZM132 88V87H131ZM147 88V87H146ZM181 88V86L180 85H177L176 87H175V90L176 91H178L179 89ZM192 88V87H191ZM191 88H189V89H191ZM194 88V87H193ZM204 88H206V87H204ZM237 88H239L238 86H237ZM236 88V89H237ZM243 88V87H242ZM249 88H251V87H249ZM94 89V86H92V91H95V89ZM96 89H98V88H96ZM109 89H110V86H109ZM122 89V88H121ZM128 89V88H127ZM213 89V88H212ZM222 89V88H221ZM226 89H228V88H226ZM244 89V88H243ZM51 90V89H50ZM60 90V91H59ZM78 90V91H77ZM117 90V89H116ZM147 90V89H146ZM149 90H150V88H149ZM174 90V92H176ZM193 90V89H192ZM191 90V91H192ZM219 90V89H218ZM251 90H252V88H251ZM52 91V90H51ZM69 91H73V92H69ZM123 91V90H122ZM135 91V90H134ZM137 91V90H136ZM139 91V90H138ZM183 91V90H182ZM213 91H215V90H213ZM228 91V90H227ZM239 91V90H238ZM237 91V92H238ZM250 91V90H249ZM76 92H79V95H77V93ZM85 92H86V94L88 93V95H86L85 94ZM91 92V91H90ZM97 92V91H96ZM140 93H141V96L140 97H142V95H144L143 94V92H141V90L139 91ZM138 92V93H139ZM146 92V91H145ZM197 92V91H196ZM195 92V93H196ZM217 92H219V91H217ZM224 92H225V90H224ZM240 92V91H239ZM254 92V91H253ZM259 92H261L260 90L259 91H256V95H254L255 97H257V94H258V96H259V94H261V93H259ZM70 95H68V94ZM82 93H84L85 95H83ZM113 93V92H112ZM116 93V92H115ZM124 93V92H123ZM147 93V92H146ZM184 93V92H183ZM219 93H221V92H219ZM56 94V95H55ZM80 94H82V95H80ZM95 94V93H94ZM97 94V93H96ZM114 94V93H113ZM137 94V93H136ZM172 94V93H171ZM175 95H176V93H174ZM197 94V93H196ZM226 94V93H225ZM224 94V95H225ZM77 95V96H76ZM91 95H93V94H91ZM101 94H99V96H100ZM115 95V94H114ZM159 95H160V93H159ZM217 95V94H216ZM220 95V94H219ZM224 95H221L220 97H222V96H224ZM227 95V94H226ZM98 96V97H99ZM104 96H107V95H104ZM172 95H170V98H172L171 97ZM177 96V95H176ZM253 96V97H254ZM261 96H262V98L264 97V90L262 89V94H261ZM27 97V99H25ZM51 97V96H50ZM73 97V96H72ZM71 97V98H72ZM95 97V96H94ZM139 97V96H138ZM219 97V96H218ZM220 97L218 98V100L220 99ZM29 98V99H28ZM170 98H169V100H170ZM176 98V97H175ZM174 98V99H175ZM184 98V97H183ZM187 98V97H186ZM224 98V97H223ZM243 98V97H242ZM262 98H258L257 97V99H256V103H257V105H259V103L261 102V104L258 106L259 108H258V110H260V107H261V110L260 111H258V112H262L260 115H262L261 117L262 118H260L259 120H261V121H263V115H264V104H263V100L264 99H262ZM42 99V100H41ZM59 99H62V98H59ZM80 99V98H79ZM241 99V98H240ZM244 99V98H243ZM255 98H253V100H254ZM259 99H261V100H259ZM20 100H22V101H20ZM23 100L25 101V100H27L26 102H23ZM70 100V99H69ZM72 100V99H71ZM78 100V99H77ZM188 100V99H187ZM195 100V99H194ZM216 100V99H215ZM217 100V101H218ZM229 100H231V99H229ZM234 100V99H233ZM257 100H259V102H257ZM55 101V100H54ZM63 101V100H62ZM79 101V100H78ZM192 101V100H191ZM240 101V100H239ZM82 101H80L79 103H77L76 102V105L77 104H80ZM85 102V101H84ZM83 102V103H84ZM227 102V101H226ZM231 102V101H230ZM237 102V101H236ZM44 103V102H43ZM203 103V102H202ZM213 103H216V102H213ZM225 103V102H224ZM245 103V102H244ZM248 103V102H247ZM34 104V105H35ZM41 104V103H40ZM48 104V103H47ZM180 104V103H179ZM198 104V103H197ZM206 104V103H205ZM212 105V103H209V105ZM217 104H219V103H217ZM222 104H223V102H222ZM239 104H240V102H239ZM253 104V103H252ZM27 105H29V103L27 104ZM42 105V104H41ZM54 105V104H53ZM183 105H185V104H183ZM191 105V104H190ZM224 105V104H223ZM226 105H228L227 103H226ZM243 105V104H242ZM246 105V104H245ZM256 105V104H255ZM257 105H256V107H257ZM47 106V105H46ZM50 106V105H49ZM60 106V105H59ZM69 106V105H68ZM179 106V105H178ZM187 106V105H186ZM214 106V105H213ZM216 106H218V105H216ZM216 106H214L213 108H215ZM222 106V105H221ZM230 106V105H229ZM249 106V105H248ZM22 107V108H23ZM36 107V106H35ZM58 107V106H57ZM56 107V108H57ZM70 107V106H69ZM82 107V106H81ZM191 107V106H190ZM199 107V106H198ZM197 107V108H198ZM206 107V106H205ZM204 106H203V108H205ZM207 107H208V105H207ZM236 107V106H235ZM252 107H254V106H252ZM22 108H21V110H22ZM38 108H39V106H38ZM38 108H36V109H38ZM50 108V107H49ZM55 108V109H56ZM60 108V107H59ZM173 108V107H172ZM178 108V107H177ZM182 108V107H181ZM181 108H179V109H181ZM217 108V107H216ZM222 108H224V106L222 107ZM23 109V110H24ZM58 109V108H57ZM56 109V110H57ZM69 109V108H68ZM85 109V108H84ZM95 109V108H94ZM170 109V108H169ZM198 109H201V106H200V108H198ZM226 109H227V106H226ZM248 109V108H247ZM256 109V108H255ZM30 110V109H29ZM54 110V109H53ZM79 110V109H78ZM82 110V109H81ZM202 110V109H201ZM225 110V109H224ZM250 110H253V109H250ZM65 113H66V111L65 110H63ZM80 111V110H79ZM173 111V110H172ZM175 111V110H174ZM179 111V110H178ZM199 111V110H198ZM197 111V112H198ZM204 111V110H203ZM203 111H199V112H203ZM214 111H215V109H214ZM30 112H31V110H30ZM52 113H54V112H56V111H51ZM59 113H62V111L60 112V110L58 111ZM95 112V111H94ZM109 112V111H108ZM196 112V111H195ZM206 112V111H205ZM257 112V111H256ZM255 112V113H256ZM44 113V112H43ZM65 113H63L64 115H65ZM83 113V112H82ZM114 113V112H113ZM115 113H116V111H115ZM114 113V114H115ZM200 113V114H201ZM217 113V112H216ZM216 113H212V114H216ZM63 114H62V116H63ZM98 114V113H97ZM108 114V113H107ZM114 114H110L111 115V119H113V121H114V119L116 120V118H119L120 117V115H118V117L116 116V115H114ZM116 114H119V113H116ZM172 114H173V112H172ZM177 114V113H176ZM184 114V113H183ZM195 114V113H194ZM200 114H199V116L198 117H200ZM206 114V113H205ZM227 114V113H226ZM242 114V113H241ZM240 114V115H241ZM258 114V113H257ZM255 115V116H258V115ZM30 115V116H29ZM54 115V114H53ZM55 115H57V113H55ZM69 115V114H68ZM67 115V116H68ZM73 115V114H72ZM110 115H109V117H108V120H109V118H110ZM125 115V114H124ZM171 115V114H170ZM187 115V114H186ZM198 115V114H197ZM203 117H201L203 120H205L204 119V115L203 114H201ZM209 115H211V114H209ZM223 115V114H222ZM239 115V114H238ZM254 115H252V116H254ZM29 116V117H28ZM74 116V115H73ZM107 116V115H106ZM112 116H115V118H112ZM217 116H218V114H217ZM216 116V117H217ZM234 116V115H233ZM250 116V115H249ZM45 117H46V115H45ZM57 117V116H56ZM59 117H61V114H60V116ZM65 117V116H64ZM171 118H172V116H170ZM181 117V116H180ZM213 117V116H212ZM226 117H228V116H226ZM49 118V117H48ZM63 118V117H62ZM174 118H175V116H174ZM183 118V117H182ZM182 118H180V119H182ZM185 118V117H184ZM200 118V119H201ZM209 118H210V116H209ZM231 118V117H230ZM239 118V117H238ZM253 118H256V117H253ZM253 118H251V119H253ZM47 119V120H46ZM60 119V118H59ZM199 119V120H200ZM201 119V120H202ZM257 119V118H256ZM44 120H46V121H44ZM107 120V121H108ZM189 120V119H188ZM199 120H198V118H197V122H195L196 124L199 122ZM210 120H211V118H210ZM221 120V119H220ZM228 120H230V119H228ZM232 120H233V118H232ZM247 120H249L248 118H247ZM258 120V119H257ZM58 121V120H57ZM107 121H105V124H106V122ZM112 121V120H111ZM125 121V120H124ZM165 121H166V119H165ZM164 121V122H165ZM175 121V120H174ZM195 121V120H194ZM208 121V120H207ZM217 121H219V120H217ZM231 121V120H230ZM249 121H251V120H249ZM253 121V120H252ZM250 122V123H254V122ZM37 122V121H36ZM64 122V121H63ZM102 122V121H101ZM123 122V121H122ZM126 122V121H125ZM168 122V121H167ZM189 122V121H188ZM209 122V121H208ZM212 122V121H211ZM220 122H222V120L220 121ZM226 121H224L223 122V125H224V123H225ZM228 122V125L230 124V122L229 121H227ZM233 121H231V123H232ZM107 123H110V122H107ZM113 123H115V122H113ZM171 123V122H170ZM180 123H182V122H180ZM186 123V122H185ZM191 123V122H190ZM210 123V122H209ZM208 123V124H209ZM249 123V124H250ZM258 123H260V122H258ZM48 126H47V125ZM50 125V126H52L53 128H56L54 125ZM96 124H97V122H96ZM99 124V123H98ZM101 124V123H100ZM100 124L98 125L99 126V129H100ZM112 123H110L109 125L111 126V131H116L117 132V127H118V125L117 126H115L116 128L114 129V127L111 125ZM119 124H120V122H119ZM123 124V123H122ZM124 124H126V123H124ZM149 124V123H148ZM162 124H163V121H162ZM166 124V123H165ZM200 124V123H199ZM199 124H198V126H199ZM204 124V123H203ZM206 124V123H205ZM207 124V126L208 127H210L211 125L209 124L208 125ZM226 124V123H225ZM235 124V123H234ZM57 125V124H56ZM59 125V124H58ZM101 125H103V123L101 124ZM108 124H106V126H109ZM133 125V124H132ZM172 125V124H171ZM247 124H245V129L247 130V128H248V126H246ZM255 125V124H254ZM260 125V124H259ZM263 125H264V123L263 124H261L260 125V127H257V129L259 130V131H257L256 129V136L255 135H252L253 137H254V139L252 138V139H250V141L251 142H249L248 144H249V146H247L246 147V144H247V142L249 141V139L248 138H250V137H248V138H246L245 140L246 141H244V143H245V147H243L244 145V143L243 142H241L240 141V139H238L240 142H241V144H239V142L238 141H236L237 139V137H235V135H233L232 134V132L234 131V130H230V133L226 130L225 131V127H224V130H220L221 131V135H220V133L219 134H217L218 132H219V130H217V133H216V131H214V129H213V133H209L208 134V132L206 133V130H207V128L206 129H203L202 128V126L203 125H201L200 126V128L202 129V130H205V131H201V129H200V131H198L197 129H196V127H198V126H196V125H194V126H196L195 127V129L199 132L198 134L197 133H194V132H191V133H193V138L196 136V137H201V140H204V141H202L201 142V140H199L200 139V137L199 138H196V141H200V142H194L195 143V145H194V147L196 146V145H199V143H200V145L198 146L199 148H197L196 147V149H195V151L194 152H196V153H194L195 155L194 156H192L193 157V159L192 160H196V158L198 159V162L200 161V160H202V163H201V161H200V163L197 165V160L195 161L196 163V165H197V169L195 168V171H193L194 169V167L196 166L195 164H193L192 163V166L193 165H195V166H193V168H192V166H190L189 165V169H187L188 167L187 166H185V168H186V170L184 169V166H182V168L180 167V171H181V173H179V174H183V177L184 176H186V175H184L185 173H188L189 171H190V169L192 170V172L195 174H192L191 172V174L189 173L187 176H190L191 175V177H186V179H190V181H191V183H189V185H192V186H189V187H193L194 185L197 187H199V186H201V188H199L198 189V187H197V190L195 189L196 187H194V189H192V191H194V192H196L195 194L196 195H198V196H196V195H194V192H191V193H189L190 195V198L188 197V196H186V197H188L189 198V200H186L187 201V203H188V201H189V205L190 206H192V210L190 211L191 212V214L189 213V215H188V219L189 220H186L185 221V219H184V221L187 223L186 225H187V228H183V227H185L184 226V224L183 223H185V222H183L182 224H183V226H182V229L180 228V230L178 231V229L179 228H177L178 227V225L179 224H177V223H175L174 222V216H173V214L175 213V211L173 212V214L171 215L172 216V220H173V222L171 221V224H168V225H166L165 224V226L163 225L164 223H165V221H162L161 220V222L163 223H161V225H163V227H169V229H168V231H167V234L168 233H170L171 231H172V234H170V236L168 235V237L169 238H167V239H164L163 238V235H161V234H164L165 233V231H164V233H163V230L162 229H157V228H159V227H162L161 225H160V219H163V218H160L159 216H158V214L159 215H161L160 213H159V209H161V208H159V206H157L156 204H154V203H143L144 201H142L141 200V198H139V197H136V196H134V189L130 192V194L132 193L133 194V196H128L127 194L126 195H124V196H122V192L120 193H118V191L117 190H115L116 188H118L119 186H120V188H121V185H119L118 183H112V184H110V180H108V177H107V181H109L108 183H106V181H105V183H106V185H105V183L103 182V184H102V182H101V185H103V186H101V185H99L100 184V182L97 184V182H94L93 183V181H91V184L93 183V187H94V184L96 183V185H99L100 187H97V186H95L93 189H92V191L94 190V189H96V188H101V190L100 191H98L97 192V189H96V191H94V192H97V195H96V193H94L93 194V192L91 191V190H89V184L88 183H86V182H83V183H85V184H81V186H77V184H71L72 182H71V180H67L66 181V184L62 187V185H59V183H57L58 181H60L61 180V178H62V176L63 175H61L59 178L57 177V179H56V177L54 178V179H56V180H54V179H51V180H53V181H49L50 182V185L49 184H46L44 187L43 186H41L38 190H36V188H38V187H36L35 188V190L33 191V192H35V195H32V192H31V195L32 196H36L37 195V198H38V200H37V202L39 201V202H42L41 203V206L43 205H45L44 207H42L43 209L42 210H45V212L47 211H49L48 212V214H46V217H48L47 215H49L50 217H51V214L53 215V212L54 211H56V212H54V213H57V212H61V210L64 208L65 209V207H66V209H67V207H68V205L70 206V203L72 202V204H75L76 203V201L78 202L79 201V199H82V201L84 200L83 198H85V197H87V195H88V193H91V197H93V199L91 198V203L93 204L94 203V205H95V207H94V205H93V207L96 209L95 211L96 212H102V213H104V215L106 214L107 216H109V222H110V220H111V224L113 225V222L114 223H116L117 221L118 222H120V223H122V221L124 222L125 220H122V218H124V216L123 217H118L117 215H115L114 213H112V210L113 209H116V210H119V211H122V213H124V210L128 207V205L131 207V209H132V211L134 212V215L135 216H137V217H139V218H141V219H143V215H145V217H146V215H147V217H148V215H149V217L148 218H150L148 221L146 220V222L144 223L143 221H140V220H138L137 218H133L134 219V221H135V225H136V229H137V231L139 232V234L140 235H142V237L144 236V238H147V239H149V237L151 236L150 235V233L151 232H153V233H155V235H154V238L157 240V238H159L160 237V235L162 236V239H159V241H158V245H156V244H153V245H156V246H154L155 247V249H156V252H155V255H154V259H153V263L152 264H189L190 262H191V264L193 263V261H195L196 260V258H197V260H198V258L199 259H201L200 261H202L203 262V260H202V257L204 258V260L205 261H207V257L210 259L209 261H208V263L210 262V264H264V131H262L263 130ZM41 126H42V128H41ZM46 126V127H45ZM60 126H62V124H60ZM104 126V125H103ZM103 126L101 127V128H103ZM109 126V127H110ZM120 126V125H119ZM123 126V125H122ZM160 126H162V125H160ZM165 126H167V125H165ZM183 126V125H182ZM193 126V127H194ZM213 126V125H212ZM227 126V125H226ZM253 126V125H252ZM251 125L249 126V128L250 127H252ZM58 127V126H57ZM97 127V126H96ZM105 127V126H104ZM154 127V126H153ZM181 127V126H180ZM221 127V126H220ZM219 127V128H220ZM223 127H221V128H223ZM49 128H51V127H49ZM52 128V129H53ZM62 128V127H61ZM107 128V127H106ZM105 128V129H106ZM160 128V127H159ZM228 128H230V127H228ZM260 128H262V130L260 129ZM58 129H60V128H58ZM119 129V128H118ZM129 129H131V128H125V127H123V129H122V133L123 134H125V135H127V136H130V137H132V142H131V144H137V143H139V142H141V143H139V144H146V145H149V144H147V141H145L146 139H145V137H143V136H145L144 134L146 133V132H148L147 130L149 129V128H147V127H145L144 129L145 130H143V132L142 131H140L141 132V134L139 135L138 133H134L133 131H131V130H129ZM154 129L155 128H153V131H154ZM165 129V128H164ZM163 129V130H164ZM173 129V128H172ZM209 129V128H208ZM230 129H232V128H230ZM238 129V128H237ZM240 129V128H239ZM45 130H44V132H45ZM100 130H102V129H100ZM110 129H108V131H109ZM157 130V129H156ZM159 130V129H158ZM169 130V129H168ZM177 130H178V128H177ZM189 130V129H188ZM244 130V129H243ZM243 130H241L240 132H243V133H246V132H248V131H243ZM39 131V130H38ZM56 131H58V130H56ZM62 131V130H61ZM72 131V130H71ZM138 131V130H137ZM136 131V132H137ZM160 131V130H159ZM197 131H195V132H197ZM223 131H225V133L226 132H228L227 134H229V136L228 135H226L225 133H222ZM252 131V129L250 130V132ZM254 131V130H253ZM252 131V132H253ZM37 132V131H36ZM40 132V131H39ZM38 132V133H39ZM47 132H45V133H47ZM106 132V131H105ZM115 132V133H116ZM119 132V131H118ZM121 132V131H120ZM167 132V130L165 129V131L163 132V134H165ZM176 132V131H175ZM211 132V131H210ZM235 133L237 132V130L236 131H234ZM233 132V133H234ZM250 132H248V133H250ZM35 133V132H34ZM37 133V134H38ZM43 133V132H42ZM54 133V132H53ZM52 132H51V134H53ZM91 133V132H90ZM96 133V132H95ZM115 133H111V132H107L105 135L102 133V136L104 135L105 137H104V139H109V141L110 142H104L102 145H103V147H106L107 145H110V147H111V149H110V147L108 146V148L106 147V149L104 148V149H102V150H107V149H109V151L111 150L112 151V153H113V155H114V150H115V148H117V147H120L121 148V146H120V144H118V142L120 143V138H122L121 137V135H120V133H116V134H119L118 135V137H116L117 135L115 134ZM159 133V132H158ZM157 133V134H158ZM161 133V132H160ZM159 133V134H160ZM169 133V132H168ZM202 133V134H201ZM206 135H205V134ZM214 133H216V135L217 136H214L213 137V134ZM234 133V134H235ZM237 133H239V131L237 132ZM237 133H236V136H237ZM242 133V135H244L245 136V134H243ZM255 133V132H254ZM40 134V133H39ZM48 134V133H47ZM50 134V133H49ZM57 134V133H56ZM86 134H88V133H85V135ZM100 134V133H99ZM122 134V135H123ZM155 134H156V132H155ZM158 134V135H159ZM162 134V133H161ZM161 134H160V137H161ZM162 134V135H163ZM175 134V133H174ZM185 134V133H184ZM187 134V133H186ZM195 134V135H194ZM208 134V135H207ZM44 135V134H43ZM43 135L41 136V137H43ZM64 135V134H63ZM62 135V136H63ZM75 135H77V134H75ZM79 135V134H78ZM83 135V134H82ZM96 135V134H95ZM167 135V134H166ZM178 135V134H177ZM176 135V136H177ZM224 135H226V137L224 136ZM230 135H232V136H234L235 137V142L234 143H232V142H230V141H228V142H224V140L225 139H229V137H230ZM239 135H240V133H239ZM238 135V136H239ZM251 135V134H250ZM30 136H32V139H34V138H38V137H35L34 135H33V133H32V135H30ZM45 137H46V135H44ZM48 136V135H47ZM57 136V135H56ZM66 136V135H65ZM72 136H74V135H72ZM89 136V135H88ZM92 136V135H91ZM91 136H89V137H87L86 136V138H90ZM101 136V137H102ZM137 136V137H136ZM150 136V135H149ZM165 136V135H164ZM168 136V135H167ZM179 136V137H178ZM177 137L178 138H180V135H178ZM207 136V137H206ZM220 136H221V139H222V136L224 137V139H223V142L224 143H222L223 145H225L226 143H229V144H231V147H230V150L231 151H229V152H231L232 153V155L234 156V154H236L233 158H231V159H228V156L227 155H229L230 156V154H225V152H224V155H223V150L225 151V149L226 148H228V150H229V144H226L225 146L226 147H223L222 148V146L223 145H221V146H219L218 144L220 143V142H222V140L219 142L218 140H219V138H220ZM227 136H228V138H227ZM53 137V136H52ZM61 137V136H60ZM78 137H80V135L78 136ZM77 136H76V138H78ZM97 137H100V136H97ZM99 138V139H102V138ZM159 137V136H158ZM163 137V136H162ZM206 137V138H205ZM211 137V138H210ZM218 137V138H217ZM246 137V136H245ZM31 138V137H30ZM51 138V137H50ZM71 138V137H70ZM125 138V137H124ZM123 138V139H124ZM150 139H151V137H149ZM166 138V137H165ZM173 138H175V137H173ZM186 138H188V137H186ZM192 138V139H193ZM233 138V137H232ZM231 137H230V139H232ZM238 138H244V137H238ZM25 139V140H24ZM32 139H30L28 142H29V144L31 143V140ZM72 139H74V140H76L75 142H74V140H73V142L72 143H74V146L76 145L77 147V149H79V151H80V148H81V144L83 143V146L82 147H84V146H86L87 144H89V143H87V142H89L88 140H83V142L82 141H77V139H75V138H72ZM84 139V138H83ZM96 139V138H95ZM142 139H144L143 141H142ZM181 139V138H180ZM180 139H179V141H180ZM191 139V137H190V140H192ZM247 139H248V141H247ZM41 140V139H40ZM57 140V139H56ZM63 140H64V138H63ZM82 140V139H81ZM91 140H93V139H91ZM98 140V138L96 139V141ZM103 140V139H102ZM127 140V139H126ZM169 140V139H168ZM183 140V139H182ZM184 140H187V139H185L184 138ZM183 140V141H184ZM194 140V139H193ZM233 140V139H232ZM242 141H243V139H241ZM24 141H25V143H24ZM44 141V140H43ZM42 140L41 141H39V142H43ZM46 141V140H45ZM44 141V142H45ZM61 141V140H60ZM68 141V140H67ZM70 141V140H69ZM85 141H87L86 143H85ZM103 141H105V140H103ZM102 141V142H103ZM128 141V140H127ZM135 141V143H133ZM137 141H139V142H137ZM159 141V140H158ZM165 141V140H164ZM171 141V140H170ZM183 141H180V142H183ZM195 141V140H194ZM227 141V140H226ZM34 142V141H33ZM36 142V141H35ZM71 142V141H70ZM77 142H81V143H78L77 144ZM91 142V141H90ZM115 142V143H114ZM156 142H157V140H156ZM177 142V141H176ZM191 142V141H190ZM190 142H188V143H190ZM193 142V141H192ZM219 142V143H218ZM11 143H13L12 145H11ZM24 143V145H25V147H24V145H22ZM37 143V142H36ZM85 143V144H84ZM98 143H99V140H98ZM97 142L96 143H93L94 145L93 146H95L96 144L98 145V148H100V144H98ZM106 143H108L107 145H106ZM117 143V144H116ZM129 142H127V146H125V143H123V145H122V147L123 146H125V148L127 147V151H128V149L129 148H131L133 145H131V147H130V145L128 144ZM158 143V142H157ZM166 143V142H165ZM174 143H175V141H174ZM184 143V142H183ZM186 143V142H185ZM197 143V144H196ZM14 144H15V146L16 145H18L17 147H14ZM34 144V143H33ZM43 144V143H42ZM63 144V143H62ZM112 144V145H111ZM138 144V145H139ZM162 144H164V142L162 141ZM172 144H173V142H172ZM202 144V145H201ZM221 144V143H220ZM243 145L242 147H243V153H242V151L241 152H238V150H241V146H238V147H240V148H236V146L237 145ZM247 144V145H248ZM31 145V144H30ZM36 145V144H35ZM40 145V144H39ZM38 145V146H39ZM66 145H67V143H66ZM69 145V144H68ZM92 145V144H91ZM96 145V146H97ZM106 145V146H105ZM118 145V146H117ZM129 145V146H128ZM145 145V146H146ZM160 145V144H159ZM171 145V144H170ZM169 145V146H170ZM175 145H177V144H175ZM181 145V144H180ZM179 145V146H180ZM183 145V144H182ZM9 146H13L12 147V149H11V147H9ZM21 148H20V147ZM52 146V145H51ZM71 146H73V145H71ZM73 146V147H74ZM80 146V148H78ZM135 146V145H134ZM137 146V145H136ZM32 146H30V148H31ZM50 147V146H49ZM60 149H61V147H63V146H58ZM90 147V146H89ZM112 147L114 148L113 150H112ZM129 147V148H128ZM151 147V146H150ZM149 147V148H150ZM219 147L222 149V151H221V149H219ZM235 148V149H232V148ZM28 150H27V149ZM35 148H37L36 146H35ZM56 148V147H55ZM66 148V147H65ZM69 148V147H68ZM125 148L123 147L122 149H124L125 150ZM134 148H136V147H134ZM134 148H132V149H134ZM138 148H139V146H138ZM137 148V149H138ZM147 148V147H146ZM192 148V149H193ZM225 148V149H224ZM16 150V151H13V150ZM33 149V148H32ZM31 149V150H32ZM41 149V148H40ZM59 149V150H60ZM75 150V148H72V150ZM77 149L75 150V151H77ZM83 149V148H82ZM84 149H85V147H84ZM83 149V151H85ZM91 149V148H90ZM153 149V148H152ZM197 149H199V150H197ZM201 149V150H200ZM237 149V152L238 153H236L235 152V150ZM246 149V150H245ZM9 150V151H8ZM10 150H12V152L10 151ZM17 150H19V151H21L22 150V152L24 153V152H28V154L26 153V155L24 154L23 155V153L22 152H19V151H17ZM45 150V149H44ZM48 150H50V149H48ZM61 150H66V149H64V147L61 149ZM60 150V151H61ZM68 151H69V149H67ZM94 150V148L92 149V151ZM140 150V149H139ZM149 150V149H148ZM234 150V152H232ZM47 151V150H46ZM52 151V150H51ZM55 151V150H54ZM58 151V149L55 151V153ZM82 151V152H83ZM111 151H110V153H111ZM116 151V150H115ZM123 151V150H122ZM122 151H121V153H122ZM135 151V150H134ZM152 151V150H151ZM157 151V150H156ZM8 152V153H7ZM19 152L20 153V155H18L17 153ZM32 152V151H31ZM34 152V151H33ZM39 152H40V150H39ZM44 153H45V151H43ZM72 152V151H71ZM104 152V151H103ZM105 152H107V151H105ZM116 152H118V151H116ZM138 152H140V151H138ZM150 152V151H149ZM226 152H228L227 150H226ZM12 153V154H11ZM16 153V154H15ZM42 153V152H41ZM57 153H59V152H57ZM56 153V154H57ZM63 153L64 152H62L61 151V154L59 155V154H57V155H59V156H54V155H50L51 156V159L53 158L54 159V161L56 162V158H59L57 161H59V160H61L63 163H65L63 166H67V163L65 162V156H63V158L62 157H60L61 155H63ZM70 152H68V153H64V155H66V156H68L67 154H69ZM78 153H80V152H78ZM93 153H94V151H93ZM108 153V152H107ZM106 154L107 155V157H108V155H110V157H108V158H111V155L112 154ZM120 153V152H119ZM131 153H134V152H131ZM142 153V152H141ZM145 153V152H144ZM148 153V152H147ZM154 153V152H153ZM157 152H155V154H156ZM159 153V152H158ZM162 153H164V152H162ZM202 153V154H201ZM234 153V154H233ZM239 153H242V154H239ZM14 154V155H13ZM35 154V153H34ZM37 154V153H36ZM35 154V155H36ZM40 154V153H39ZM46 154V153H45ZM45 154H44V156H45ZM54 154V153H53ZM82 154V153H81ZM80 154V155H81ZM84 154H86V153H84ZM116 154V153H115ZM146 154V153H145ZM180 154V153H179ZM203 155V156H200V155ZM41 155V154H40ZM48 155H49V153H48ZM105 155V156H106ZM112 155V156H113ZM118 155V154H117ZM122 155H123V153H122ZM134 155V154H133ZM144 155V154H143ZM147 155V154H146ZM148 155H150V154H148ZM151 155H154V154H151ZM192 155V154H191ZM200 156V157H198V156ZM223 155V156H222ZM232 155H231V157H232ZM82 156V155H81ZM84 156V155H83ZM105 156L103 155V160L105 159ZM140 156H142V155H140ZM159 156V155H158ZM13 157V159L11 160V158ZM56 157V158H55ZM88 157V156H87ZM114 157L115 156H113V158H111V160H109L110 161V163L111 164H114V161L117 159L116 157H115V159H114ZM134 157H135V155H134ZM182 157H185V156H183V154H182ZM191 157V158H192ZM196 157V158H195ZM227 157V161L226 160H224L223 158H226ZM9 158V159H8ZM42 158V157H41ZM61 158V159H60ZM108 158H107V161H105L104 160V162H103V164L106 162H108ZM135 158H137V157H135ZM150 158V157H149ZM167 158L168 157H166V159L165 160H167ZM175 158H176V156H175ZM202 158V159H201ZM46 159H49V158H46L45 157V160ZM82 159V158H81ZM90 159V158H89ZM114 161H113V160ZM127 159V158H126ZM182 159V158H181ZM180 159V160H181ZM184 159V158H183ZM11 160V161H10ZM50 160V159H49ZM92 160H93V158H92ZM122 160V159H121ZM132 160V159H131ZM160 160V159H159ZM186 160V159H185ZM225 161V162H227V164L225 163V162H222V161ZM53 161V162H54ZM71 161L73 162V160L71 159ZM84 161V160H83ZM153 161V160H152ZM187 161H190V158H189V160L187 159ZM219 161V164L217 163V162ZM220 161H221V164L222 165H220ZM229 161V162H228ZM13 162V163H12ZM43 163H44V161H42ZM49 162V164H51L50 162H52V161H48ZM87 162V161H86ZM91 162V161H90ZM89 162V160H88V165L89 166H93L92 164H89L90 163ZM113 162V163H112ZM117 162V160L115 161V166L116 167H118L117 168V170H115L116 168H113V170H115V172H117L118 171V169H119V163H116ZM119 162V161H118ZM140 162V161H139ZM158 162V161H157ZM162 162V161H161ZM161 162H159L160 164H161ZM175 162H177V161H175ZM181 162V161H180ZM192 162V161H191ZM191 162H190V164H191ZM211 162H212V164H213V162H215L214 164H215V166H214V164L212 165L211 164ZM30 163L32 164V166L30 165ZM59 163H60V161H59ZM74 163H76V162H74ZM82 163V162H81ZM80 163V164H81ZM84 164H85V162H83ZM134 163V162H133ZM169 163V162H168ZM167 163V164H168ZM204 163V164H203ZM210 163V164H209ZM58 164V163H57ZM78 164V163H77ZM80 164H78V166L80 165ZM109 164V163H108ZM110 164V167L112 166V167H114V165H111ZM122 164V163H121ZM120 164V165H121ZM125 164V163H124ZM136 164V163H135ZM144 164V163H143ZM154 164V163H153ZM171 164V163H170ZM170 164H168V165H170ZM207 164V165H206ZM218 164V165H217ZM6 165V164H5ZM48 165V164H47ZM46 165V166H47ZM69 165V164H68ZM72 165V164H71ZM102 165V164H101ZM118 165V166H117ZM134 165V164H133ZM158 165V164H157ZM172 165V164H171ZM183 165H185V163L183 164ZM202 165H204V172H206V170H208L209 169V167L208 166H212V168H214V169H210V170H208V172H210L211 170L212 171H216V172H213L212 174L214 175V173H216V174H218L219 176H218V179H217V177L215 176V178L216 179H213L212 180V175H211V180H212V182L211 181H208L206 178L208 177L207 176V173L208 172H206V173H203V172H201L202 171V169H203V167L201 168L200 166H202ZM30 166V167H29ZM54 166V165H53ZM70 166V165H69ZM77 166V165H76ZM135 166V165H134ZM134 166H133V168H134ZM162 166V165H161ZM173 166H175L176 167V165H173ZM179 166H181V165H179ZM218 166V167H217ZM3 167H4V165H3ZM6 167V166H5ZM48 167V166H47ZM83 167H85V166H83ZM90 167V168H91ZM96 167V166H95ZM106 167L107 168H105V171L103 172V173H99L101 176H102V174H104V173H109V175H112V173L110 174V171H108V165H106ZM125 167V166H124ZM130 167V166H129ZM147 167V166H146ZM19 168V169H18ZM52 168V167H51ZM55 168V167H54ZM64 168H67V167H64ZM72 168V167H71ZM79 168H80V166H79ZM88 168V167H87ZM93 168V167H92ZM98 170H103V168L102 169H100L99 168V165H98ZM156 168V167H155ZM154 168V169H155ZM168 168V167H167ZM166 168V169H167ZM179 168V167H178ZM199 168H201V171H200V173H203V174H201V176H200V173H199V176H200V178H199V176H198V172H196V171H199L200 169ZM206 168H208V169H206ZM217 168V169H216ZM2 169V168H1ZM14 169V170H15ZM69 169V168H68ZM107 169V170H106ZM111 171H112V169L111 168H109ZM171 169V168H170ZM173 169H174V167H173ZM175 169H177V168H175ZM206 169V170H205ZM4 170V169H3ZM36 170L34 169V171H35V174H36ZM47 170V169H46ZM49 170V169H48ZM54 170V169H53ZM53 170H51V171H53ZM64 170V169H63ZM71 170V169H70ZM82 170V169H81ZM90 170V169H89ZM89 170H88V172H89ZM94 170V169H93ZM93 170H91V171H93ZM125 170V169H124ZM131 170V169H130ZM172 170V169H171ZM182 170H183V173H182ZM188 170V171H187ZM242 171V173H243V175H241L240 174V172ZM32 172H30V174L32 173V174H34V171L33 170H31ZM45 171V170H44ZM97 171V170H96ZM96 171H94V173H96ZM120 171V170H119ZM118 171V172H119ZM142 171V170H141ZM6 172V171H5ZM23 172H24V170H23ZM54 172V171H53ZM58 172H59V170H58ZM65 172V171H64ZM63 172V173H64ZM87 172V171H86ZM164 172V171H163ZM170 172V171H169ZM173 172H175V171H173ZM177 172V171H176ZM197 173V175H196V173ZM239 172V173H238ZM4 173V172H3ZM7 173V172H6ZM19 173H21V172H19ZM24 173V174H25ZM49 173H50V171H49ZM60 173V172H59ZM68 173V172H67ZM71 173V172H70ZM70 173H69V176H70ZM90 173H92V172H90ZM178 173V172H177ZM16 174V173H15ZM42 173H40V175H41ZM58 174V173H57ZM81 174V173H80ZM80 174H79V176H80ZM161 174V173H160ZM169 174V173H168ZM209 174V173H208ZM215 174V175H216ZM240 174V175H239ZM20 175V174H19ZM37 175H38V173H37ZM46 175V174H45ZM44 174H43V176H45ZM50 175V174H49ZM82 175H85L86 177H87V175L86 174H82ZM94 175V174H93ZM162 175V174H161ZM160 175V176H161ZM177 175V174H176ZM175 175V176H176ZM202 175H206L205 177L206 178H204V180L206 179L209 183H205L204 184V186L205 187H203L202 188V184L201 183H203V177L204 176H202ZM209 175V176H210ZM3 176H5V175H3ZM28 176V175H27ZM56 176H58V175H56ZM64 176H66V177H69V176H67V175H65L64 174ZM74 176H76L77 177V175H74ZM95 177H96V175H94ZM93 176V177H94ZM119 175L116 173V177H118ZM197 176V177H196ZM243 176V177H242ZM8 177V176H7ZM14 177H15V175H14ZM22 177V176H21ZM34 177V176H33ZM42 177V176H41ZM72 177H73V175H72ZM72 177L70 176L69 177V179L71 178L72 179ZM85 177V178H86ZM88 177L90 178V176L88 175ZM103 177L104 176H102L101 178L103 179ZM112 177V176H111ZM114 177H115V174H114ZM149 177V176H148ZM162 177V176H161ZM169 178H171L170 176H168ZM182 177V176H181ZM214 177V176H213ZM3 178V177H2ZM13 178V177H12ZM52 178V177H51ZM63 178H65V177H63ZM105 178H106V176H105ZM104 178V179H105ZM127 178V177H126ZM197 178H198V180H197ZM209 177H208V179H210ZM244 178L246 179V180H244ZM23 179V178H22ZM31 179V178H30ZM36 179V178H35ZM38 179V178H37ZM47 179H49V178H47ZM47 179H45V181L47 180ZM77 179V178H76ZM84 179V178H83ZM82 179V180H83ZM92 178H90V180H91ZM95 179V178H94ZM184 179H185V177H184ZM186 179H185V181H186ZM27 180V179H26ZM31 180H33V179H31ZM87 180V179H86ZM89 180V181H90ZM93 180V179H92ZM96 181H97V178L95 179ZM106 180V179H105ZM126 180V179H125ZM175 180H177L176 178H175ZM205 180V181H206ZM215 180V181H214ZM17 181V180H16ZM35 181V180H34ZM43 181V180H42ZM61 181H63V179L61 180ZM73 181V180H72ZM99 181V180H98ZM112 181V180H111ZM115 181H116V179H115ZM169 181V180H168ZM180 181V180H179ZM178 181V182H179ZM188 182H189V180H187ZM192 181L194 182V183H192ZM73 182H77V181H73ZM81 182V183H82ZM114 182V181H113ZM125 182V181H124ZM176 182V181H175ZM213 182H215V183H213ZM33 184H30V185H34L35 183L34 182H32ZM38 183V182H37ZM47 183H48V181H47ZM67 183H69V184H67ZM129 183V182H128ZM132 183V182H131ZM196 183V184H195ZM197 183H199L198 185H197ZM213 183V185L215 184V189H214V187H213V185H211ZM41 184V183H40ZM43 184V183H42ZM61 184H62V182H61ZM86 184H88L87 186H85ZM115 184H117V185H119V186H117L116 185V187L114 186ZM125 184V183H124ZM127 184V183H126ZM125 184V185H126ZM133 184H134V182H133ZM133 184H130L131 186L133 185ZM175 184H177V183H175ZM181 184V183H180ZM187 184V183H186ZM29 185V186H30ZM54 185V187L55 188H52V186ZM57 185H59L58 187H57ZM107 185H109V186H114V187H112L113 188V190H112V188H106L107 187ZM125 185H123V186H125ZM129 185V186H130ZM135 185H137V184H135ZM156 185V184H155ZM207 185V186H206ZM210 185V186H209ZM26 186H28L27 184H26ZM28 186V187H29ZM34 186H37V185H34ZM50 186V187H49ZM61 186V187H60ZM72 186V187H71ZM76 186V187H75ZM140 186V185H139ZM175 186V185H174ZM182 186H183V183H182ZM22 187H23V185H22ZM33 187V186H32ZM31 187V189H33ZM73 187H75V188H73ZM104 189H103V188ZM126 187V186H125ZM124 187V188H125ZM135 187V186H134ZM133 187V188H134ZM179 187H180V185H179ZM178 187V188H179ZM188 187V188H189ZM208 187H210V189L209 190H211L212 192H210V193H212L213 195L212 196H215V198L213 197L212 199H211V194H209L208 195V192H206L207 193V197H206V195H205V193H204V191L203 190H205V189H207ZM23 188H25V187H23ZM45 188V189H44ZM52 188V189H51ZM59 188H60V190H59ZM63 188V189H62ZM66 188V189H65ZM78 188V189H77ZM83 188V189H82ZM115 188V189H114ZM136 188V187H135ZM26 189H30V188H26ZM47 189V192L45 193L44 192V190H46ZM69 189V190H68ZM72 189H74V190H72ZM76 189V190H75ZM91 189V188H90ZM143 189V188H142ZM166 189V188H165ZM181 189V188H180ZM200 189H202V191H203V196H201V195H199V193L200 194H202L201 192H199L198 193V191L200 190ZM1 190V189H0ZM18 190H20L19 188H18ZM67 190V191H66ZM86 190V191H85ZM88 190H89V192H88ZM129 190V189H128ZM179 190V189H178ZM177 189L175 190V192L177 191V192H179ZM214 190H215V193H214ZM16 191V190H15ZM26 191V190H25ZM64 191V192H63ZM72 193V196H71V193ZM76 191L78 192V193H76ZM83 193H82V192ZM117 191V192H116ZM138 190H136V192H137ZM142 191V190H141ZM144 191V190H143ZM142 191V192H143ZM147 191V190H146ZM149 191V190H148ZM162 191V190H161ZM187 193H188V191H187V189L185 190ZM189 191H190V189H189ZM201 191V190H200ZM206 191V190H205ZM42 192V193H41ZM87 192V193H86ZM124 192V191H123ZM140 192V191H139ZM173 192H174V190H173ZM185 192V193H186ZM19 193V192H18ZM17 193V194H18ZM22 193V192H21ZM29 192H27L26 191V193H25V195H29L28 194ZM73 193H75L76 194V197H75V194H73ZM85 193V194H84ZM149 193H150V195H152L151 194V192H147V194L149 195ZM156 193V192H155ZM182 193H183V191H182ZM185 193H183V194H185ZM186 193V194H187ZM193 193V194H192ZM1 194H3V193H1ZM10 194H12V193H10ZM16 194V195H17ZM70 194V195H69ZM78 194V195H77ZM136 194V193H135ZM165 194V193H164ZM178 194H181V193H178ZM5 195H6V193H5ZM8 195V194H7ZM6 195V196H7ZM13 195V197L15 196V193L14 194H12ZM12 195H8L6 198H7V200H9V197H10V200L8 201L9 203H8V209L10 208V209H12V212L13 213H15L16 211V213L15 214H17V213H20V209H13L14 207L16 208L18 205H19V203H20V201H19V199H22V198H24V196H20V194H18L20 197H18V196H15L14 197V201H12L11 202V200H13L12 198ZM22 195V194H21ZM30 195V196H31ZM41 197H40V196ZM44 195V196H43ZM90 195V194H89ZM93 195V196H92ZM140 195V194H139ZM142 195V194H141ZM140 195V196H141ZM149 195V196H150ZM191 195H192V197H191ZM2 196H4V195H2ZM1 196V197H2ZM29 196V197H30ZM39 196V197H38ZM78 196V197H77ZM82 196H84V197H82ZM168 196V195H167ZM173 196V195H172ZM179 196V195H178ZM177 196V197H178ZM201 196V197H200ZM74 197V198H73ZM79 197H81V198H79ZM143 197H145V196H143ZM156 197H157V195H156ZM174 198H175V196H173ZM181 197H182V195H181ZM186 197H185V199H186ZM17 198V199H16ZM26 198V197H25ZM32 198V197H31ZM89 198V197H88ZM95 198H101V199H99V200H97V199H95ZM147 198V196L144 198V199H146ZM153 198L154 197H152V200H153ZM183 198V197H182ZM191 198H192V200H191ZM205 198H209V199H205ZM78 199V200H77ZM85 199H87V198H85ZM148 199V198H147ZM168 199V198H167ZM180 199V196L178 197V199L177 200H179ZM184 199V198H183ZM184 199V200H185ZM202 199H204L202 202L201 201H198V200H202ZM4 200V199H3ZM7 200H6V203H7ZM25 199H23L22 201L23 202H25L24 201ZM32 200V199H31ZM75 200V201H74ZM95 202H94V201ZM97 200V201H96ZM156 200V199H155ZM161 200H163V199H161ZM172 200V201H171ZM171 202H173V199L171 198ZM181 201H183L182 199H180ZM216 200V201H215ZM18 202V203H16V202ZM21 201V202H22ZM33 201H34V199H33ZM71 201V202H70ZM81 201V200H80ZM82 201H81V204H80V202H78V205H81L82 207H83V209H85L86 210V207H84L83 205H85V204H83L82 203ZM156 201H160V199L159 200H156ZM156 201H153V202H155L156 203ZM168 201V200H167ZM169 201V202H170ZM174 201H176V199H174ZM185 201V202H186ZM194 202V204H192L191 202ZM204 201H207V202H204ZM212 201V202H211ZM3 201H1V198H0V204L2 203ZM11 202V203H10ZM69 202V203H68ZM152 202V201H151ZM168 202V203H169ZM170 202V203H171ZM184 202V203H185ZM14 203H16L17 204V206H16V204H14ZM32 203V202H31ZM159 203V205H160V202H158ZM164 203V202H163ZM177 204H178V201L176 202ZM4 204H5V202H4ZM10 204H11V206H10ZM34 204V203H33ZM32 204V205H33ZM77 204V203H76ZM73 205L75 208H77L78 209V207L79 206H77V205ZM192 204V205H191ZM207 204V205H206ZM22 205H24V204H21L20 203V205L19 206H22ZM28 205V204H27ZM189 205L187 206L188 208H190L189 207ZM196 207H195V206ZM213 205V206H212ZM3 207V205H0V219H2L1 217H3V215H6V213L8 212V211H10L11 212V210H8L5 206L6 205H4V207L8 210L6 213H4V214H2V212H4V207ZM18 206V207H19ZM40 205H38V207H39ZM73 206H71V207H69V209L71 208V209H73ZM77 206V207H76ZM81 206L79 207V208H81ZM88 206L89 207H87L88 209L90 208V205L88 204ZM92 206V205H91ZM179 206V205H178ZM212 206V207H211ZM13 207V208H12ZM17 207V208H18ZM92 207V208H93ZM177 207V206H176ZM181 207V206H180ZM186 207V206H185ZM184 207V208H185ZM23 208V207H22ZM29 208V207H28ZM45 208V209H44ZM74 208V209H75ZM94 208L92 209V210H94ZM164 208V207H163ZM178 208V207H177ZM47 209H49V210H47ZM68 209V210H69ZM71 209H70V211H68L69 213H71V214H68V216H65V218L66 217H68L69 219H65L66 220V222L68 221V222H70V223H72L73 221H75L76 220V218H75V216H76V214H74L75 212H74V210H72L73 211V213H72V211H71ZM169 209V208H168ZM182 209V208H181ZM16 210V211H15ZM19 210V211H18ZM23 210L25 211V208H23ZM22 210V211H23ZM40 210V209H39ZM100 210V211H99ZM167 210V209H166ZM170 210H172V208L170 209ZM169 210V211H170ZM175 210H176V208H175ZM210 210H214L215 212H212V211H210ZM21 211V214H23L24 213V211L22 212ZM53 211V212H52ZM75 211H77L76 209H75ZM79 211V210H78ZM87 211V210H86ZM148 212V214H147V212ZM162 211H163V209H162ZM182 211V210H181ZM180 211V213H178L177 214V216H184V214L182 213ZM194 211V212H193ZM208 211V212H207ZM10 212H8L9 214H10ZM11 212V213H12ZM29 211H27V213H28ZM60 212H59V214H60ZM65 213L66 212V210H62V213ZM68 212H66V213H68ZM84 213H85V211H83ZM89 212V211H88ZM90 212H92V211H90ZM96 212H94V213H96ZM172 212V211H171ZM170 212V213H171ZM183 212H185V211H183ZM12 213V214H13ZM25 213H26V211H25ZM63 213V215H65ZM83 213V214H84ZM102 213H100V215L102 214ZM121 213V214H122ZM126 213V212H125ZM146 213V214H145ZM182 213V214H181ZM209 213V214H208ZM9 214H7V215H9ZM21 214L20 215H18V216H20L21 218H19V219H22V216H21ZM41 214V213H40ZM45 214V213H44ZM43 214V215H44ZM80 214V213H79ZM83 214H81V215H83ZM87 214V213H86ZM91 214V216L90 217H92V213H90ZM120 214V213H119ZM130 214V213H129ZM181 214V215H180ZM209 216H208V215ZM2 215V216H1ZM14 215V214H13ZM26 215V214H25ZM58 215V214H57ZM57 215L55 216V214H54V216H52L53 218L54 217H56V219L54 220L52 217H51V219L52 220H54L53 222L54 223H57V221L59 222V219L62 217V215H60L61 217H59V215H58V217H57ZM67 215V214H66ZM88 215V214H87ZM86 215V216H87ZM97 214H95V216H96ZM99 215V214H98ZM97 215V216H98ZM169 215V214H168ZM192 215V216H191ZM212 215V216H211ZM214 215H216V216H214ZM11 216V215H10ZM8 217L7 216V219H5V220H3V221H1V222H5L4 224H3V226L1 227L0 226V264H40L39 262H35L34 260H33V258L34 257H30L31 255L29 254V252H25L24 250H27V249H25V247H24V250H23V252H25L24 253V255H26V253H28L27 254V257L26 258H24V261H22L21 259H23V256H21V255H23V254H21V252L22 251H20V249H18V248H16V246H15V239H17V238H15L14 239V237H15V235H14V237H13V233H12V231L11 232H9L8 230H12V228H11V226L12 225H15L16 223H14V224H12L15 220L12 218V217ZM17 216V215H16ZM107 216H105V217H107ZM162 216V215H161ZM165 216V215H164ZM170 216V215H169ZM191 216V217H190ZM6 217V216H5ZM25 217V216H24ZM64 217V216H63ZM72 217H74V219L75 220H73V218ZM82 217H85V216H82ZM88 218H90L89 216H87ZM87 217H85L86 219H87ZM144 217V218H145ZM146 217V218H147ZM209 217H211V218H209L210 220L212 219V221H210L208 218ZM9 218H12L11 220L13 221L12 223L10 222V223H8V220H9ZM81 218V217H80ZM132 218V217H131ZM166 218V217H165ZM177 218V217H176ZM218 218H219V220H218ZM63 219V220H64ZM82 219V218H81ZM106 219V218H105ZM128 219H130V217H128ZM17 220V219H16ZM27 220V219H26ZM25 220V221H26ZM46 220V222L45 223H47L48 221H47V219L45 218L44 219V221ZM48 220H49V218H48ZM51 220V221H52ZM70 220V221H69ZM92 220L93 221H95V222H93L94 223V225L93 224H91L92 225V227L93 228H89V226L91 227V225H89V226H86L87 228H89V232L91 231H93V229H97V228H99V229H97L96 230V233L98 232L100 235L98 236V235H96V233L95 232H93V233H95V236L97 237H100L101 236V234L103 233V235L105 234V232H106V234H107V230H110V228H112L113 229V226H111V227H109V223H107V225L108 226H105L104 225V227H105V229L106 228H108V229H106L105 231H103L104 229H101V232L99 231L100 230V228L101 227H103V226H100L99 227V223H101V222H99V219H93L92 218ZM91 219H89V222L90 221H92ZM97 220V221H96ZM101 220V219H100ZM104 220V219H103ZM115 220H116V222H115ZM144 221H145V219H143ZM167 220H168V218H167ZM10 221V220H9ZM19 221V220H18ZM30 220H28V222H29ZM43 221V222H44ZM62 221V220H61ZM72 221V222H71ZM79 221V220H78ZM77 221V222H78ZM85 221V220H84ZM87 221V220H86ZM107 220L105 221L104 220V222H108ZM176 221V220H175ZM179 221V220H178ZM183 221V220H182ZM0 222V223H1ZM17 222V221H16ZM24 222V221H23ZM89 222H87V223H89ZM99 222V223H98ZM103 222V221H102ZM117 222V223H118ZM177 222V221H176ZM212 222V223H211ZM6 223L10 226L11 224V226H10V228L8 229V227H6V229H5V226L4 225H6ZM31 223V222H30ZM45 223H44V225H45ZM82 223V222H81ZM84 224H86V222H83ZM92 223V222H91ZM98 224V225H96V224ZM124 223H126V222H124ZM167 223V222H166ZM170 223V222H169ZM175 223V224H174ZM181 223V222H180ZM23 224V223H22ZM28 223H25L24 225H23V229H24V227H25V225H27ZM51 224V222L49 223V225ZM59 225L61 224V223H58ZM57 224V225H58ZM67 224H69V223H67ZM74 224V223H73ZM78 223H76V225H77ZM90 224V223H89ZM102 224V223H101ZM105 224V223H104ZM19 225V224H18ZM28 225H30V224H28ZM27 225V227H29ZM57 225L55 226V225H52L51 224V229H47V227H46V230H44V231H46V233L43 235V233H44V231L42 232L41 230V232H36V233H39V235H40V233H41V236H40V238L41 239H38V237H36V236H39L38 234H36V236H35V234L33 235L34 237H36L37 239H35L36 240V243H37V240H39L38 242H40L41 240H44V239H46V241L48 242L49 241V239H51L52 238V240H50V242L51 241H53L54 240V238H55V234H53V232H54V229H56L55 227H57ZM66 225V224H65ZM70 225V224H69ZM75 225V224H74ZM78 225H80V226H78L79 228L81 227V224H78ZM103 225V224H102ZM115 225V224H114ZM128 225V224H127ZM126 225V226H127ZM134 225V224H133ZM170 225H171V227H170ZM175 225H176V228H175ZM20 226V225H19ZM32 226V225H31ZM46 226V225H45ZM97 226V228H95V227ZM131 226V225H130ZM130 226H128V227H130ZM154 226L155 227H157V228H154ZM181 226H179V227H181ZM21 227H22V225H21ZM27 227H25V228H27ZM82 227H84V225L82 226ZM82 227L80 228V231H81V229H82ZM121 227H122V225H121ZM16 230H17V228H18V226L16 227V225H15V227H14ZM20 228V227H19ZM18 228V229H19ZM30 228V227H29ZM28 228V229H29ZM45 228V227H44ZM48 228H50V227H48ZM54 228V229H53ZM65 228V227H64ZM86 228V229H87ZM114 228H116V227H114ZM118 228V227H117ZM8 229V230H7ZM14 229V230H15ZM62 229H63V227H62ZM66 229H67V227H66ZM134 229H135V226H134ZM175 229L177 230V232L175 231ZM184 229V230H183ZM30 230H32V229H30ZM37 230V229H36ZM39 230V229H38ZM52 230H53V232H52ZM127 230V229H126ZM130 230V229H129ZM158 230H159V232H158ZM181 230H183V231H181ZM47 231H49V233L47 232ZM56 231V230H55ZM14 233H15V231H13ZM26 231H25V229H24V231L22 232L23 234H24V236L26 237V235L29 233H25ZM32 232V231H31ZM61 232V231H60ZM109 232H111V230L110 231H108V234H109ZM179 232V233H178ZM48 233V234H47ZM55 233V232H54ZM116 233H119V232H116ZM115 233V234H116ZM122 233V232H121ZM157 233V234H156ZM16 234V233H15ZM53 234V235H52ZM62 234V233H61ZM19 235H22L21 234V232H19ZM28 235H32L31 233H29ZM49 235V236H48ZM112 235V234H111ZM110 235V236H111ZM119 235V234H118ZM121 235V234H120ZM131 235H132V233H131ZM150 235V236H149ZM165 235V234H164ZM33 236H32V239H34L33 238ZM51 236V237H50ZM54 236V237H53ZM62 236H64V235H62ZM133 236V235H132ZM47 237H48V239H47ZM114 237V236H113ZM118 237V236H117ZM126 237V236H125ZM18 238L19 239H21L22 238V240H19L18 242H22L23 241V243H25V241H24V239H26V240H28L29 239V237L28 238H23V236H21V238H20V236H18ZM124 238V237H123ZM31 238H30V240H32ZM99 240H100V238H98ZM104 239V238H103ZM109 239V238H108ZM126 239V238H125ZM124 239V240H125ZM130 240H132L131 238H129ZM146 239V240H147ZM18 240V239H17ZM29 240V241H30ZM98 240V241H99ZM111 240V239H110ZM123 240V241H124ZM136 240V239H135ZM149 240H151V239H149ZM97 241V242H98ZM120 241V240H119ZM123 241H122V243H123ZM126 241V240H125ZM136 241H140L138 238H137V240ZM136 241H134V242H136ZM20 242V243H21ZM44 242H45V240H44ZM50 242H48V243H46L47 244V246L45 245V247L47 248L49 245V243ZM59 243V239L58 240H54L53 241V243L52 244H54V246H52V247H55L56 246V243ZM93 242V241H92ZM116 242V238H115V241H114V243L113 244H117V243H115ZM133 242V243H134ZM155 242V240H153L152 241V243H154ZM20 243H19V245H20ZM23 243H21V244H23ZM109 243H111V242H109ZM108 243V244H109ZM111 243V244H112ZM130 243V242H129ZM139 243V242H138ZM142 243L143 242H140L138 245H142ZM151 243V242H150ZM152 243H151V245H152ZM155 243H157V242H155ZM18 244V243H17ZM28 245H29V250H31L30 249V244H31V242L30 243H27ZM101 244V243H100ZM113 244H112V247H113ZM136 244V246H137V243H135ZM134 244V245H135ZM149 244V243H148ZM27 245V246H28ZM33 245H34V243H33ZM36 245V247L34 248V249H36L37 247H38V245H41V247H42V245H43V241H42V244H41V242L37 245V244H35ZM58 245V244H57ZM61 245V244H60ZM93 245H95V244H93ZM110 245V244H109ZM134 245H132L131 244V246H134ZM25 246V245H24ZM26 246V247H27ZM116 245H114V247H115ZM128 246V245H127ZM130 246V247H131ZM144 246V245H143ZM143 246H141L140 247V249L143 247ZM145 246H147V245H145ZM18 247H21V246H18ZM32 247V246H31ZM40 247V246H39ZM38 247V248H39ZM40 247V248H41ZM44 247V246H43ZM42 247V248H43ZM44 247V248H45ZM103 247V246H102ZM101 247V248H102ZM108 247V246H107ZM153 247V246H152ZM151 247V248H152ZM153 247V248H154ZM15 248L16 249H18L19 250V252L17 251V250H15ZM28 248V247H27ZM42 248L40 249V250H42ZM43 248V251H47V250H45ZM97 248V247H96ZM134 248V247H133ZM137 248H139V247H136V249ZM144 248V247H143ZM150 248V247H149ZM148 248V249H149ZM152 248V249H153ZM22 249V248H21ZM33 249V248H32ZM112 249V248H111ZM117 249V248H116ZM116 249H113V251L114 250H116ZM139 249V250H140ZM146 249V247L144 248V251H146L145 250ZM122 250V249H121ZM15 251H17L18 253H15ZM32 251V250H31ZM34 251V250H33ZM32 251V253H34ZM112 251V250H111ZM131 251H132V249H131ZM133 251H134V249H133ZM142 250H140V254L141 253H143V252H141ZM148 251H150V250H148ZM22 252V253H23ZM103 252V251H102ZM129 252H130V250H129ZM136 252V251H135ZM137 252H138V250H137ZM137 252L135 253V254H137ZM152 252V251H151ZM31 253V252H30ZM42 253V252H41ZM153 253V252H152ZM17 254H19V260H18V258H17V256L16 255ZM35 254V253H34ZM34 254L32 255V256H34ZM47 254L49 255V252L47 251ZM108 254H109V252H108ZM116 254H119V253H116ZM104 255V254H103ZM102 255V256H103ZM109 255H111V253L109 254ZM108 255V256H109ZM126 255V254H125ZM130 255H131V253H130ZM129 255V256H130ZM132 255H133V257H132V259L134 258V254H133V252H132ZM139 255V254H138ZM143 255V254H142ZM142 255H140V257L142 256ZM149 255V254H148ZM150 255H152L153 256V254H150ZM204 255V256H203ZM38 256V255H37ZM37 256L35 255V257L37 258ZM50 256V255H49ZM48 256V257H49ZM120 256H124V255H120ZM144 256V255H143ZM142 256V257H143ZM205 256H206V259H205ZM40 257V256H39ZM38 257V258H39ZM136 257V256H135ZM36 258H35V260H36ZM37 258V259H38ZM106 258V257H105ZM109 258H110V256H109ZM112 258H114V257H112ZM111 258V259H112ZM121 258V257H120ZM123 258H125V257H123ZM139 258V256L138 257H136L135 259H138ZM145 258H147V257H145ZM152 258V257H151ZM110 259V260H111ZM115 259V258H114ZM118 259H119V255H118ZM122 259V258H121ZM135 259L134 260H132V261H130V263L132 262V264L134 263L133 261H135ZM46 260H48V259H46ZM109 260V259H108ZM113 260V259H112ZM120 260V259H119ZM126 260V259H125ZM125 260H124V262H125ZM140 259H138V263L139 264H141V261H139ZM144 260H146V259H144ZM148 260V259H147ZM146 260V261H147ZM137 261V260H136ZM136 261H135V263H136ZM150 261V260H149ZM152 261V260H151ZM110 262V261H109ZM116 262H118V261H116ZM196 262V261H195ZM194 262V263H195ZM198 262V261H197ZM43 263V262H42ZM48 262H46L45 264H47ZM138 263H136V264H138ZM151 263H149V264H151ZM205 263V262H204ZM112 264H114V263H112ZM124 264V263H123ZM129 264V263H128ZM142 264H144L143 263V261H142ZM146 264H148V263H146ZM198 264H199V262H198ZM207 264V263H206Z\"/></svg>",
  "mask_w": 264,
  "mask_h": 264
}]
</instances>
